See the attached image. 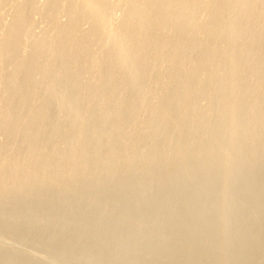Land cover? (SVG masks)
<instances>
[{"label": "rangeland", "instance_id": "374dc122", "mask_svg": "<svg viewBox=\"0 0 264 264\" xmlns=\"http://www.w3.org/2000/svg\"><path fill=\"white\" fill-rule=\"evenodd\" d=\"M100 1L101 0H94L93 3L91 2V6L93 5L92 7H96L100 3ZM102 1H104L103 2V8H102L100 15L98 16L99 19L97 18L95 20V22H98L102 26L103 31L101 29V31H99L98 38L95 39L94 41H90L87 39V35H86L87 33L86 32L90 29L92 23L91 22H83L80 20H72L73 19L72 14H75L77 12L76 10H78V8L80 7V6L77 7V5L74 4L73 0H66V1L60 0V2H59V0H31V1L30 0H28V1L27 0H0V42H1V40H4V42L0 44V48L2 47V49L0 50V97H3L4 99H6L8 96L9 97L11 96V93H14V92L16 93L18 90H20L26 86H28L27 92L29 91L28 94L30 95L26 99L25 102L22 101L21 103H19L20 101H14L15 103L12 102L11 104L7 105L6 107H1L2 109L0 108V121H1L0 122V164H1L0 165V169H1V171H0V184H2L4 181H6L5 184H7V185H5V184L0 185V196L4 195V193H5V196H2L0 198V248H1L0 249V264H138V263L139 264H219V263L220 264H264V257H262V256H264V162H262V161H264V142H262V143L260 142L261 141L260 137L262 138V141H264V134H262L264 132H261V131H264V128L261 129V127H264V124H262V122L261 123L259 122V120L261 121L260 117L264 116V115H261L259 113V111L261 113H264V112H262V110H264V109L261 110V108H262L261 106H264V102H262V104H261V99H262V101H264V97H262V96H264V85H262V84H264V74H262V73H264V69H262V68H264V59H262V58H264V57H262V56H264V51H260V53L258 52L261 49L264 50V45H262V44H264V43H262V42H264V40H262L261 44L259 43L260 45H257L258 42L256 44H254V42H255L254 40H256V38H259V36L262 35V32H264V30H260L262 27H258V28L256 27L260 31H258L256 28L255 29L254 28L253 29L247 28L248 30L241 29L239 31L235 30V31H231V37L229 36L230 39L228 37H224L223 35H221L220 37L216 36L215 37V38H217V40H216L215 38H213L212 32H214L213 28H218L219 25H221V20L220 19H217L216 21L212 20V19H214L213 11H211L212 7L210 8V6H206L208 8V10L207 9L205 10V8H206L205 5L197 6V7H199V9L196 7L194 10L196 14L193 12L192 16L189 17V19H186L185 23L187 22V24L181 23L182 25L180 24L175 29H170L171 32L169 30V34H167L168 30L166 31L164 29L167 25V22H166L167 20L165 22H162V23L157 24V25L154 24V25H156L155 27L147 25V27H145V28H140V29L134 30V29H132L131 24H129L127 19H126L128 11L130 9V6H129V4H131L130 1L129 2H128V0L127 1H125V0H102ZM31 2H34V3H31ZM66 2H68V3H66ZM55 3H56V5H55ZM57 3H60V4L58 5ZM24 4H26V5H24ZM32 4H34V6ZM67 4H69L70 6ZM78 5H80V4H78ZM27 6H28V8H27ZM55 6L56 7L59 6L60 8L57 7V8H59V9H57ZM16 8L18 9L17 11L15 10ZM54 8L56 10H54ZM70 8L72 10H70ZM21 9L23 10L22 13L19 12V11H22ZM64 9L66 10V13H65ZM202 9L205 12H201ZM231 9L232 10L229 11L230 17L231 16L234 17V16L238 15V12L240 13V11H238L240 8L238 9L236 7V10H235V7H234ZM58 12H60L62 14H60V13L58 14ZM233 12H235L234 16L232 14ZM70 13H71V15H70ZM177 13H178V10H175V12H171L170 15H172V17H173ZM202 13H204V14L202 15ZM209 13H210V15L208 16ZM197 14H198V16H197ZM16 15L18 17L19 16L20 17L14 18L13 16H16ZM192 17H193V19L191 21L190 19ZM201 17H203L204 19ZM50 18L51 19L54 18V19L50 20ZM199 19L201 20L200 23H199ZM13 20H14L15 26L12 25ZM76 22H78L77 23L78 25L76 24ZM190 22H192V24ZM209 22L211 23V26H209L210 25ZM17 24L20 26V28H18L19 26ZM51 24H52V26H51ZM55 24L56 25L58 24V26H56V28H54ZM70 24L74 25L75 32H73V33L71 32V29H69ZM161 24L163 25L162 27H161ZM215 24H216V26H215ZM22 25H23V27H22ZM185 25H187V26H185ZM5 26L6 27L8 26L7 28H10L7 32L8 33L7 36H6L7 33L5 32L7 30H4V28L7 29ZM12 26L15 28L13 29ZM191 27H193V28H191ZM202 28H203V31L201 30ZM12 29L15 31L14 34H13ZM52 29L54 30V32L52 31ZM65 29H67V30H65ZM162 29H164V30H162ZM192 29L194 30V33L192 32L193 31ZM198 29H199V31H197ZM251 29H252V31H251ZM262 29H264V28H262ZM57 30H58V32H57ZM128 30H129V32H131L130 37H125V33ZM205 30H207V31H205ZM254 30H256V31H254ZM18 31L21 32L19 36H18V34H19ZM245 31L246 32L249 31L250 33L247 32V34H246ZM62 32H64V33L62 34ZM79 32H82V33H79ZM110 32L112 33L111 34L112 36L110 35ZM158 32H160V34H158ZM162 32H163V34H162ZM183 32L185 34H183ZM256 32H260L261 34L258 35V33H256ZM46 33H48V34H46ZM78 33L80 34V36ZM115 33L118 34V36ZM188 33H191V34L188 35ZM234 33H236L238 36ZM252 33H253V36H252ZM254 33H256V34H254ZM4 34H5V36H4L5 39L3 38ZM12 34H13V36H12ZM50 34H52V36H56V38H54V41H53V42H55V40H56V42H55V44L52 42L47 47L43 43H44V40H46V38L48 36H50ZM69 34H70V36H69ZM72 34H74L75 36L73 35V37H72ZM113 34H114V36H113ZM121 34L124 37L121 36ZM206 34H208V35H206ZM241 34H244V36L242 35L243 36L242 37ZM248 34H250V35H248ZM107 35H108V38H107ZM172 35L174 37H172ZM204 35L207 36V38ZM14 36L16 37V39ZM136 36H137V38H135ZM155 36H157V37L155 38ZM198 36H200V38ZM57 37L60 39L58 40ZM140 37H142V38H140ZM195 37H197V38H195ZM139 38L142 40H140ZM237 38H238V40H237ZM252 38H254V39H252ZM66 39H68V41ZM209 39L213 42H211ZM218 39H221V40H219V42L216 43L215 41H218ZM233 39H234V42H232ZM15 40H17V41H15ZM62 40H64V41L62 42ZM126 40H129V41H126ZM137 40H139V41H137ZM246 40H247V42H246ZM76 41H78V44L75 45ZM80 41H81L82 45H81ZM143 41L146 45L145 44L141 45ZM135 42H138V44ZM170 42H171V44H170ZM205 42H207V44H205ZM223 42H225V43H223ZM12 43H13V45H12ZM177 43L178 44L183 43V44L178 45ZM210 43L213 45H211ZM218 43L220 45H218ZM226 43H227V45H226ZM234 43H236L237 45ZM244 43L247 46H244ZM52 44H54V46ZM115 44H119V45H115ZM132 44H133V46H132ZM224 44L226 45V48H227L226 50H224V52L226 51L225 53L222 52L223 49H225V48H223V47H225ZM84 45H85V52L83 53L82 56H80L81 54L79 53V49L81 48V46H84ZM121 45H122V47H124V49L122 47H120ZM140 45L142 46L141 48L139 47ZM221 45H223V46H221ZM241 45L243 46V49H245V50L242 49ZM50 46H52V49L49 48ZM60 46L62 47V49L58 48ZM68 46H72V47L68 48ZM76 46H77V48H76ZM168 46L170 47L171 50H169ZM41 47L42 48L44 47V49L41 50L42 49ZM46 47L49 49L45 50ZM232 47H234V48H232ZM102 48H104L103 52H102ZM139 48L141 49V51H138ZM146 48H147V50H146ZM162 48H164V49H162ZM198 48L199 49L201 48V49L199 50ZM239 48H241V49L239 50ZM188 49H190L191 51ZM216 49H218V50H216ZM10 50H12L13 53H10L11 52ZM53 50H55L56 52ZM65 50H66V52H65ZM159 50H160V52H159ZM230 50L231 51L233 50V51L231 52ZM235 50H236V52H235ZM247 50H249V51H247ZM104 51L107 54H105ZM116 51H118V52H116ZM54 52H55V54H54ZM189 52H192V53H189ZM207 52L209 55L207 54ZM210 52H212V53H210ZM214 52L216 53V55ZM70 53H72V54H70ZM111 53H115L116 55L111 54ZM126 53L128 54V56L126 55ZM144 53L146 54V56L144 55ZM158 53L160 55L162 54V56L160 57V55ZM221 53H223V54H221ZM258 53L260 55L262 54V56L258 55ZM31 54H32V56H31ZM36 54H38V55L36 56ZM56 54H58V55H56ZM74 54H75V56H74ZM8 55L11 56V58L8 57ZM178 55H180V56H178ZM189 55H190V57H189ZM40 56H42V58L44 60ZM101 56H102V58H101ZM139 56H140V58L138 59ZM153 56H156V57L154 58ZM232 56L235 57L234 59L236 61H234ZM25 57L27 60L25 59ZM182 57H184V58L182 59ZM238 57H239V59H238ZM242 57H244L243 58L244 60L240 59ZM249 57H250V59H249ZM258 57H260L259 59H261V60L255 59ZM13 58H15V59H13ZM22 58H24V59H22ZM119 58H120V60H119ZM157 58H158V60H157ZM178 58H180V59H178ZM220 58H221V61H218V60H220ZM50 59H52V60H50ZM203 59H204V61H203ZM231 59L233 61L228 62V60H231ZM254 59H255V61H254ZM17 60L20 62L17 63ZM209 60H212L213 62L209 63L210 62ZM42 61H44V62H42ZM110 61H113L114 63H112ZM171 61L174 64V66L171 65L172 67L170 65H168V64H172ZM180 61L183 64H181ZM191 61L193 63H190ZM200 61H202V62H200ZM253 61L255 62V64L253 63ZM21 62H23V63H21ZM198 62H199V64H198ZM220 62H223L224 64L220 63ZM230 62L233 64V66ZM15 63H16V65L17 64L18 65L16 66ZM42 63L44 65L47 63V65L44 66ZM94 63L96 65H98L97 67L102 66L101 68H97L98 73L95 71H93V72L91 71V70H94L93 69ZM212 63H217V64L212 65ZM218 63L221 65L223 64L224 66L223 65L219 66ZM241 63L244 65H242ZM245 63H246V65H245ZM250 63L251 64L253 63V64L251 65ZM37 64H39V66ZM41 64L43 65V67ZM66 64L68 66V69L66 67ZM122 64H124V65H122ZM138 64H139V66H138ZM20 65H21V67H20ZM24 65L27 67L28 70L26 69V67ZM49 65H51V66L48 68ZM63 66H65L66 68ZM112 66L114 68H112ZM133 66H134V68H133ZM198 66H200L199 68L200 69L202 68V70L196 69ZM204 66H206V67H204ZM240 66H243V67H240ZM244 66L247 67L246 70L242 69V68H244ZM254 66H255V68H254ZM259 66H262V68H259ZM34 67H36L37 70ZM145 67H148V68L145 69ZM175 67H177V68H175ZM203 67H204V69H203ZM207 67H209L210 69H208ZM225 67H226V69H225ZM13 68H14V70H12ZM171 68H173V69H171ZM214 68H216V69H214ZM238 68H240V70H238ZM105 69H106V71H105ZM232 69L235 71L233 72ZM251 69H252V71H251ZM34 70H35V72H34ZM44 70L45 71L48 70V71L44 72ZM61 70L62 71L64 70V71L62 72ZM203 70H205V71H203ZM208 70H210V71H208ZM224 70L226 72H224ZM149 71H150V73H149ZM195 71H197V72H195ZM211 71H212V73H211ZM118 72H119V74H118ZM198 72H200V73L198 74ZM206 72H207V74H206ZM215 72H217V74L218 73L222 74L223 77L215 74ZM242 72H243V74H242ZM246 72H247V74H249V77L247 76ZM250 72H251V74H250ZM41 73L42 74L44 73V76L41 75ZM254 73H257V74L254 75ZM13 74L16 77H19V76L21 77V78H18L17 83L14 82L15 80L13 79L14 78ZM99 74H100L101 78H100ZM106 74L108 76H106ZM148 74H150V75L148 76ZM155 74H158V75H155ZM237 74L238 75L240 74V76H238ZM260 74L262 77L259 76ZM120 75H122V76L120 77ZM196 75H198V77ZM236 75H237V79H236ZM28 76H30V78ZM191 76L195 79H193ZM216 76H217V78H215ZM245 76L248 78L247 80H246ZM149 77L152 79H150ZM184 77L186 80L184 79ZM201 77H204V79ZM254 77H256V78L254 79ZM145 78H147V79H145ZM228 78H229V80L231 78L232 79L230 81H228ZM239 78H241V79H239ZM252 78L254 81L257 80L256 83L252 80ZM56 79L58 80V82ZM180 79H182V80H180ZM187 79H190V81ZM221 79L223 82L221 81ZM226 79H227V81H226ZM235 79H236V82L234 81L231 83V81H233ZM10 80H11V82H10ZM261 80H262V82H260ZM53 81H54V84H52ZM169 81H171L172 83L170 82V84H168ZM186 81H187V83H185ZM191 81H192V83H191ZM214 81H216V82H214ZM239 81H241V82H239ZM101 82H102V84H101ZM104 82H106V83L104 84ZM111 82H113L115 85L111 84ZM194 82H196V83H194ZM237 82H238V84H237ZM242 82H243V84H242ZM244 82H246L247 84ZM107 83H108V85H106ZM132 83H134V84H132ZM235 83H236V85H235ZM50 84H51V86H50ZM148 84L150 86H148ZM165 84H168V85L166 86ZM245 84L248 87H246ZM257 84H259V85H257ZM17 85H19V87ZM111 85L114 86L115 90H112L113 86H111ZM134 85H139V86H134ZM22 86H24V87H22ZM108 86L110 89L108 88ZM120 86H121V88H120ZM11 87H13V88H11ZM199 87H201L202 89H200ZM218 87H220V88H218ZM236 87H237V89H236ZM37 88L38 89L40 88V89L37 90ZM118 88L120 89V91ZM162 88L165 91L162 92ZM166 88H167V90H166ZM204 88L205 89L207 88V89L205 90ZM180 89H182V90L178 91ZM186 89H188V91ZM191 89H192V91H191ZM244 89H245V91H244ZM248 89L250 91L253 89L254 91L250 92V91H248ZM32 90H33V92H32ZM116 90L118 93L115 94ZM159 90H161V92ZM183 90H186V91H183ZM220 90H221V92H219ZM226 90H228V91H226ZM237 90H238V92L241 91L243 93V95L241 94V92L238 94H234V93H236ZM34 91L37 92V94H35ZM137 91H139V92H137ZM149 91L152 93H150ZM194 91H195V93L193 94L192 92H194ZM208 91L212 92V93H208ZM217 91H218L217 94L214 93ZM231 91L232 92L234 91L233 94ZM30 92H32V93H30ZM111 92L113 95L110 94ZM181 92L183 94H181ZM184 92L187 94L184 95ZM247 92H249V93H247ZM259 92H262V93H259ZM163 93H164V95H163ZM198 93L201 95V97H199ZM227 93H228V95H227ZM245 93H247V94H245ZM48 94L50 96V99L48 97ZM212 94H213V96H215L214 98H217V99H214L212 97ZM220 94H222L221 95L222 97L220 96ZM224 94H225V96H224ZM253 94H254V96H253ZM124 95H126V96H124ZM152 95H154V96L152 97ZM172 95H173V97H172ZM174 95L176 97L179 96V98H178L179 101ZM189 95L191 97L192 96L193 97L191 98ZM194 95H196V96H194ZM216 95H218V96H216ZM232 95L235 97L233 98ZM236 95L239 97L238 100L236 99ZM251 95H252V97L249 98V96H251ZM259 95H261V97ZM104 96H106L107 99L104 98ZM108 96H109V98H108ZM112 96H113V98H112ZM180 96H181V98H180ZM245 96H246V98H249V99H246ZM170 97H171V99H170ZM209 97H210L211 101L210 100L208 101ZM243 97L245 98V100L242 99ZM29 98H30V100H29ZM154 98H157V100L154 101ZM185 98H187V99H185ZM225 98H226L227 102H230V105H229V103H227L224 100ZM255 98H257V99H255ZM40 99L41 100H43V99L48 100V104L46 107L47 110L45 109L44 110L45 112L43 111V114L37 113V112H30V114H28L29 112H28L27 108L29 106H32V104L38 103ZM94 99H96V100H94ZM131 99H133V101ZM167 99H168V101H166ZM194 99H196L197 101ZM218 99L220 101L223 100V102L221 103ZM240 99H242V101ZM128 100L129 101L131 100V101L128 102ZM169 100H170V102H169ZM172 100H174L175 103H177V104H175L174 101H172ZM185 100H187V101H185ZM83 101H85V102H83ZM252 101H254V102H252ZM257 101H259V103ZM98 102H100V103H98ZM235 102L238 104H235ZM245 102H247V103L245 104ZM248 102H249V104L250 103L251 104L249 105ZM255 102L257 103L256 108H255V104H256ZM66 103H68V104H66ZM211 103H214L215 105L211 104ZM84 104H86V105H84ZM115 104H117L118 107ZM118 104L122 105V107L119 106ZM124 104H125V107L128 105L126 108H129V109L124 108ZM153 104H155L154 107L152 106ZM183 104H184V108H182ZM193 104H195V106ZM197 104H199V107ZM218 104H221V105L223 104L222 105L223 107L221 105H218ZM147 105L149 107L146 108ZM234 105H236V107ZM251 105L256 110H254ZM82 106H83V108H82ZM172 106H173V108H172ZM180 106H181V108H180ZM188 106L193 108V109L191 108L192 112L197 110V111H195L196 114H195V112L192 113L191 111H189L188 109H190V107H188ZM210 106L213 109L212 108L210 109ZM242 106H243V108L245 106L244 109L247 111H250V112L247 113V111H245V110H243V108H241ZM79 107H80V109H78ZM174 107H177L178 109H176ZM197 107L200 109H198ZM215 107H218V108H215ZM74 108H76V109H74ZM116 108H117V110H116ZM122 108H123L124 112L122 111ZM161 108L163 110H161ZM229 108H230V110H229ZM237 108H238V110H237ZM146 109L147 110L149 109V110L147 111ZM150 109H152V110H150ZM166 109H169V111L168 110L166 111ZM184 109L186 112L187 111L190 112L188 117H187L188 112L185 113ZM203 109L205 112L203 111ZM231 109H233V110H231ZM257 109H258V112L256 113ZM26 110L28 113L26 112ZM145 110H146V113H145ZM154 110L158 113H155ZM174 110L177 112H175ZM179 110H183L184 112H181L182 114L180 113L181 115L178 116L177 114L179 113ZM198 110H199L200 114L198 113ZM200 110H202V111H200ZM234 110H236L237 115H238V112H240L238 117H237L236 112ZM117 111H119V112H117ZM120 111H122V112H120ZM134 111H135V113H134ZM150 111H151V113H150ZM241 111H242V113H241ZM244 111L248 115H245ZM107 112H109V113H107ZM139 112H140V114H139ZM165 112H167V113H165ZM170 112H172V113H170ZM227 112H232V113L226 114ZM31 113L35 116V118ZM112 113H114V114L116 113V115H114ZM118 113H119V115H117ZM149 113H150V115H149ZM160 113H162V114H160ZM220 113H222V115H220ZM234 113L236 116L234 115ZM253 113H255V115ZM25 114L27 115V117L29 119L26 117ZM124 114H128V115L131 114V115H129V116L127 115V117L125 115L124 117H122ZM133 114H134V116H136V118L138 117L137 122H139V123L136 122V120H135L136 118L134 116L132 118ZM143 114H144V116H143ZM151 114H152V116H151ZM159 114H160V116H159ZM163 114H164V116H162ZM229 114H230V116H229ZM243 114L245 116L242 117L243 118L242 119L241 115L243 116ZM251 114H253V115H251ZM257 114H258V116H257ZM41 115L43 117H41ZM107 115H109L111 118ZM167 115H169V116H167ZM182 115H184V116H182ZM199 115H201V117ZM30 116L33 119L30 118ZM36 116H37V118H36ZM105 116L107 117L106 119H108V118L110 119V120L108 119L109 120L108 123L106 122L108 120H106V119L104 120ZM141 116L144 117V118L142 117L143 118L142 121H141ZM180 116L184 117V118H181ZM192 116H194L193 117L194 119L192 118ZM207 116H208V118H206ZM212 116H214V117H212ZM220 116L221 117L223 116L224 118H220ZM228 116L230 119L231 118L234 119L235 124H234L232 119L230 120L228 118ZM233 116H235V117H233ZM246 116H248L247 117L248 120L244 119ZM6 117H8V118H6ZM119 117H122V118H119ZM163 117L166 118V121L164 119L162 120ZM175 117L177 119H175ZM178 117L180 118V121H181V119H185V121H186L185 123L188 125V126L186 125L188 134L186 132L185 137L188 138L191 135H193V136L196 135L197 137L195 136L193 138V136H192L189 139L183 140V138H185L183 135L181 137L183 142L182 141H180V142L182 144H185V145H181V151L179 153V155H181V156L183 155V156H182V158H181V156L179 157V155H177L178 157L174 156L175 157V160H174V158L172 156H171L172 158L170 157V155H173V154H171L172 151L171 152L169 151V150H172L173 148H170V145L167 144L166 142H167L168 138H171V140H173V137L176 136L174 129H177L178 128L177 126L181 125V122L179 121ZM209 117H211V118H209ZM252 117H253V120L250 119ZM257 117L259 118V120H257L258 119ZM5 118H6V120H5ZM100 118H102L104 123L106 122L105 123L106 125L104 123H102V120ZM148 118H150L151 120L150 119L148 120ZM152 118H154L153 121H152ZM159 118L161 119V121ZM199 118H201L202 121L204 119L203 122H205V119H207L206 122L207 121L208 122L207 123L205 122V126H207L206 124L209 123L208 127L210 126V121H211L213 123V124H211V126L213 128H208V127L206 128L204 126L203 122H201V120H198ZM7 119H10V120H7ZM27 119H28V121H27ZM53 119H55V120H53ZM224 119H226V120H224ZM227 119L232 121L233 124H232V122L230 124V121ZM235 119H240L237 121L239 123H236ZM249 119L252 122L248 123V121H250ZM29 120H30V122H29ZM46 120L47 121L49 120V121L47 122ZM156 120H157V122H156ZM173 120H178V121H174V124H173ZM244 120H246V122ZM8 121H10V122H8ZM11 121L15 122L16 124L12 123ZM23 121H25V122H23ZM117 121L118 122L120 121L119 124L117 123ZM199 121H200V123H199ZM242 121H244V123ZM257 121L260 123V124L258 123L259 125L257 124ZM262 121H264V119H262ZM7 122H8V124H7ZM49 122H50V124H49ZM82 122H83V124H82ZM140 122H142V123H140ZM148 122H150V124ZM167 122H169L171 125L170 124L168 125ZM177 122H179V123H177ZM215 122H217L218 124L222 123L219 126H222V127L225 126L224 127L225 129H227V127H228V130H227L228 133L224 128L219 127L218 125H214V124H217ZM1 123L3 125H1ZM17 123L20 126V128H17V126H16ZM28 123L29 124L31 123L33 125L32 128H31V124L29 125ZM56 123L57 124L59 123V124L57 125ZM154 123H155V125H154ZM156 123H158V125L161 126L162 129L160 127L157 128L158 125ZM201 123L203 124V126ZM227 123L230 124L231 129H229L230 128L228 126L229 124L226 125ZM252 123L255 124V127ZM20 124H22L24 126H22ZM35 124H36V126H35ZM54 124H56V126H58V127H56ZM115 124H117L118 126L117 125L115 126ZM120 124L122 126H120ZM151 124H152V127H151ZM178 124H180V125H178ZM190 124H192V125H190ZM62 125H63V127H62ZM173 125L176 126L177 128H175ZM194 125L198 126L197 127L198 131L196 134H195L196 129L194 130V128H196V126H194ZM237 125L239 126V128ZM71 126H74V127L77 126V127L74 128ZM79 126L82 128H80ZM132 126L133 127L136 126L137 129L135 127L133 128ZM163 126H166V127L164 128ZM172 126H173V128H172ZM183 126H185V124ZM217 126L219 128H217ZM259 126H260V128H259ZM24 127H25V129L27 128L26 130H29L30 128L32 130L30 129V131L24 132L25 131ZM35 127L37 129L36 132L35 133L31 132L34 130ZM44 127L46 128V130H44L45 129ZM101 127H102V129H101ZM123 127H124V129H123ZM150 127L152 129L148 130V129H150ZM204 127H205V129H204ZM242 127H243V129H242ZM245 127L248 129H246ZM11 128L14 129L15 131L12 130ZM64 128H66L67 132ZM69 128H70V130H68ZM77 128H80V129H77ZM98 128H100V130ZM140 128L142 129L141 131H140ZM154 128H156L155 130H158V131H156V133L154 132ZM186 128L184 127L185 130H186ZM214 128L218 129V130H213ZM20 129H22V130H20ZM112 129H113V131L117 130L116 131L117 133L112 131L114 134L113 133L111 134L110 130H112ZM118 129H121V130H118ZM165 129H166V131H165ZM190 129H191V131H190ZM235 129H237V131ZM239 129L240 130L242 129L241 132L239 131ZM254 129H255V131H254ZM38 130L39 131L42 130V131L39 132ZM85 130H87V132ZM135 130H136V132H135ZM160 130H161L160 133L163 136H165V138L163 136H161V134L159 133ZM210 130H213V131H210ZM244 130H246V132ZM256 130H258L260 133ZM21 131H22V133H21ZM37 131H38V133H37ZM89 131L92 132L93 134L88 135ZM169 131H171V132H169ZM172 131H174L173 132L174 135H172ZM192 131H193V133H192ZM202 131H205V134ZM207 131H208V133H207ZM233 131H235L236 134ZM78 132H80V133L86 132L87 135H85V134L81 135ZM201 132L204 134L203 136L209 135L211 138H213L212 141L213 140L217 141L219 138L220 139H226L228 141L229 145L223 146L222 149L218 148L219 152L218 151L216 152L217 147L212 146V144L215 141L212 142L211 138L209 136H208V139L205 140L206 138L201 135L202 134ZM214 132H216V133L220 132V134L217 133L219 135L216 136L217 134ZM222 132H223L224 138L222 136ZM229 132H231V133H229ZM232 132H233V134H232ZM237 132H238V134H237ZM109 133L112 136L115 135L116 137L113 136V138L110 139L109 137H111V136ZM138 133H139V135H138ZM140 133L142 136L140 135ZM225 133H227L228 135L225 136L226 135ZM239 133L242 134V135L240 134V138H238ZM255 133L256 134L258 133V135L256 136ZM33 134L34 135L36 134V136H34ZM108 134H109V136H108ZM118 134H120L119 135L120 137H118ZM134 134L138 136L137 139L142 137L139 139L140 140L139 143H138L139 140L133 139L135 137ZM156 134H159L161 138L159 137V135H156ZM164 134H166V135H164ZM230 134H232V135H230ZM245 134H248V135H245ZM76 135L78 136V138ZM150 135H152V136L150 137ZM167 135H168V137H167ZM153 136H154V139H153ZM155 136H156V138H155ZM236 136H237V138H234ZM243 136L244 137L246 136L245 139H243L244 138ZM29 137H31V139ZM32 137H33V140H32ZM131 137H132V139H131ZM196 138L198 139L199 143H201V146H200V144L197 143L198 141L196 140ZM254 138H255V144H254ZM109 139H110V141H109ZM148 139H149V141H148ZM152 139L155 141L153 142ZM200 139L201 140L203 139L202 140L203 142H201ZM237 139L238 140L240 139L241 142L237 141L234 143L235 145L232 144V141L233 140L236 141ZM250 139L253 142H251ZM30 140L33 142V144ZM76 140L77 141H83V142L86 140V142H84L85 144L83 143L76 148V146H75V142H77ZM131 140H134V141H132V143H136V146H134L135 144L131 145V147L128 146V145L132 144ZM171 140L169 139V141H171ZM187 140L189 142H187ZM256 140L259 142H257ZM135 141H137V142H135ZM163 141H165V142H163ZM184 141H186V142H184ZM193 141H195V142H193ZM206 141H209V142L211 141L210 145H208L209 142H206ZM190 142L192 143L191 145H190ZM164 143H166V145L163 146ZM187 143H188V145H187ZM204 143H205V145L206 144L207 145L205 146ZM237 143H238V145H237ZM27 144L28 145L30 144L32 146H34V144H35V146L30 147ZM138 144H140V145H138ZM156 144H158V146H160V147H158ZM194 144H196V147H195L196 151L193 150V149H195ZM26 145L28 146L27 148H26ZM189 145H190V148H191V146H193V145L194 146L191 148V150L189 149V151H188V149H186V153H188V154H186L187 155L186 156L185 152H184V150H185L184 148L186 146H189ZM202 146H203V148H201ZM238 146H240V147H238ZM256 146H257V148H256ZM81 147H82V149H81ZM125 147L127 149H125ZM132 147H134V148L140 147L139 149H142V147H143V149L146 151V153H145V151L143 152L144 154L139 153V151H138L139 149L136 148V149H138L137 153L139 154V155L138 154L136 155V154H134V152H136V149H134V148L132 149ZM144 147L148 150H146ZM153 147H155V148L157 147V149H154V150H156L155 153H154ZM208 147H209V149L211 148L210 152H208V149H206ZM226 147L227 148L229 147V149H227ZM243 147H245V149H242ZM129 148L133 151V152H130V155L128 154L129 151H131ZM160 148H162V149L160 150ZM165 148L166 149L168 148L169 150L168 149L166 150ZM213 148H215L216 150L214 149V151H213L212 150ZM225 148H226V151H225ZM163 149H164V151H163ZM197 149H198V151H197ZM203 149H205V150H203ZM256 149H257V151H256ZM122 150H123V152H122ZM236 150L237 151L240 150V151L237 152ZM147 151H149V152H147ZM151 151H153V152H151ZM165 151H166V153H165ZM190 151H192V152L190 153ZM193 151H194V153H193ZM76 152H77V154H76ZM115 152H117V153H115ZM150 152H151V154H150ZM196 152H197V154L200 152L201 155L198 154V156L200 158L197 156ZM213 152L218 153V156H216L217 155L216 153L213 154ZM224 152L226 154H224ZM231 152H233V153H231ZM240 152H241V154H240ZM72 153L74 154L75 157L73 156ZM161 153L163 154V156ZM221 153H222V155H221ZM260 153H261V156H260ZM145 154L146 155L149 154V155L146 157H143V156H145ZM153 154H155V155H153ZM165 154L167 155L166 158L164 157ZM209 154L212 156L214 155V156L211 157V156H209ZM256 154H258V155H256ZM76 155L78 156L77 158H76ZM122 155H123V157H122ZM124 155L127 156L128 159ZM188 155H190V156H188ZM202 155L207 156L206 159L204 158V156L202 157ZM129 156L132 159L129 158ZM184 156H186V160H185V158L183 159ZM193 156L196 157V159L193 158ZM235 156H236V158H235ZM140 157H143L144 160H143V158H140ZM190 157H191V160H189ZM201 157L204 158V160ZM239 157L242 160H240ZM71 158L72 159H74V158L79 159V161H77V160L75 161V159L72 160ZM122 158H125V159L122 160ZM134 158L136 161L134 160ZM198 158H199V160L202 159L203 162L201 160L199 161ZM209 158H211V159H209ZM223 158L225 159V161L223 160ZM230 158H233V159H230ZM252 158H254V159H252ZM126 159H127V162L129 160H130V162L125 164ZM138 159H139V162L137 163ZM140 159H142L143 161L141 160L142 162H140ZM149 159L152 163L151 165H153V164L155 165V166H152V168L154 167L152 170H151V165L149 163L150 162ZM152 159L154 162L152 161ZM160 159H161V161H160ZM176 159H179V160H176ZM220 159L222 161H220ZM237 159L239 160L240 163H238ZM80 160H81V162H80ZM131 160H134V161H131ZM14 161L15 162L17 161L20 164L23 163V165H25V169L22 168L19 170L20 166L18 167V165H16L18 168L15 165H14L15 167L11 168L13 170L15 168V171L9 169L10 165L13 166L12 163ZM82 161H83V164H82ZM190 161H192V163ZM196 161H198V162L196 163ZM27 162H28V164H30L29 167H30L31 171L28 170L29 167H28ZM57 162H58V164H57ZM73 162H75V164H73ZM133 162H134V164H133ZM159 162H161V163H159ZM162 162L165 164L163 165ZM169 162L171 164H169ZM173 162H174V166L172 165ZM200 162H201V164H200ZM206 162H208V163H206ZM209 162H211V163H209ZM60 163H62V165L66 166V167L61 166ZM67 163H68V166L70 164V168H68ZM71 163H72V165H71ZM120 163H123V167L120 166V165H122ZM140 163H141V165H140ZM142 163H144V164H142ZM204 163H206V164H204ZM34 164H35V166L33 167ZM47 164H49V166ZM77 164H78V166H77ZM80 164L85 165V166L80 167ZM118 164H120V165H118ZM145 164L147 166L148 165H150V166L147 167ZM159 164H162V167L165 166V169L162 168L161 165H159ZM188 164H189V166H188ZM44 165H46V167H44ZM130 165H131V169H132V166H134V165L136 167L138 166L139 168L133 167L134 169L131 170L129 168ZM170 165L172 168H169ZM1 166H3L4 169ZM86 166H87V168H86ZM115 166L119 171L125 170V169H129V170L128 171L127 170L121 171L119 173L116 170ZM175 166H177V167H175ZM178 166H179V168H178ZM185 166H186V168H185ZM31 167H33L34 170H33V168L31 169ZM60 167L62 168V171H61ZM74 167H76L77 169ZM140 167L143 170H141ZM159 167L162 169L160 170ZM42 168L44 171L42 170ZM84 168H86V169H84ZM92 168H93V171H92ZM35 169L40 170V171L35 172L36 171ZM64 169H65V171H64ZM68 169H69V172H68ZM106 169H107V171H106ZM139 169L141 172L139 171ZM231 169H233V170H231ZM10 170L12 171V173ZM17 170H19V171H17ZM26 170H27V174H30V176H27ZM77 170H79L81 172H79ZM108 170H109V173H108ZM126 171H127V173H126ZM132 171H134L135 173L134 172L131 173ZM156 171H158L160 173L162 178L158 177L160 175ZM162 171H163V173H162ZM4 172H6V173H4ZM13 172H14V174H13ZM23 172H25L24 173L25 175L23 174ZM30 172L31 173L33 172L34 174L33 173L31 174ZM57 172H59L58 175H57ZM62 172H63V175H62ZM136 172L138 174H136ZM237 172L239 173V175ZM10 173H11V175H10ZM205 173H207V174H205ZM4 174H6L5 178H3L5 176ZM59 174H61V175L59 176ZM18 175H19V177H18ZM114 175H116L115 178L113 177ZM121 175H122V177H121ZM155 175H157V176H155ZM166 175L168 177L171 176L170 177L171 179L168 178ZM22 176H24L23 178H26V179L22 180ZM163 176H164V178H163ZM68 177H69V179H68ZM110 177H112V178H110ZM165 177L168 179L167 181H166ZM186 177L188 180L186 179ZM27 178L29 179L28 181L31 183H28ZM32 178H33V181H31ZM190 178H191V181H190ZM1 179H2V181H1ZM12 179H13V181H11ZM18 179H19V181H18ZM192 179H193V181H192ZM17 181L20 182V184H23V182H24L25 186L23 187L24 184L20 185ZM61 182H63V184ZM240 183H242V184H240ZM13 184H15V185L18 184V185L13 186ZM68 184H69V186H68ZM64 185H67V187ZM28 187H29V189H28ZM2 188H4V189H2ZM222 188H223V190H222ZM6 190H9L10 192L6 191ZM243 190H245V191H243ZM128 192H130V193H128ZM1 193H2V195H1ZM220 211L222 214L220 213ZM244 225H246V226H244ZM221 227L223 229H221ZM224 241H225V243H224ZM220 243H222V244H220ZM180 247H182V248H180ZM213 262H215V263H213Z\"/></svg>", "mask_w": 264, "mask_h": 264}, {"label": "bare ground", "instance_id": "6f19581e", "mask_svg": "<svg viewBox=\"0 0 264 264\" xmlns=\"http://www.w3.org/2000/svg\"><path fill=\"white\" fill-rule=\"evenodd\" d=\"M27 1H28V0H27ZM30 1H31V0H30ZM64 1H66V0H64ZM93 1H94V0H73L74 4L77 5V7H78V6H80V7L78 8V10H76L77 12H76L75 14H72V15H73V19H72V20H80V21H83V22H91V23H92L90 29H89L88 31L86 30V31H87L86 33H87V34L85 33V34L87 35V39L90 40V41H94L95 39H97V38H98V35H99V31H101V29H102V26H101L98 22H95V20L98 18V16L100 15V13H101V11H102V8H103V2H104V1L101 0L100 3H99L96 7H92L93 5L91 6V2L93 3ZM125 1H127V0H125ZM129 1H130L131 4H129L130 9L128 8L129 11H128V14H127V16H126V19H127L128 23L131 24L132 29H134V30H135V29H140V28H145V27H147V25H150V26H154V27H155L157 24H160V23L165 22V21L167 20V21H166V22H167V25H166V27H165L164 29H165L166 31L168 30V31H167L168 33H167V32H166V33L169 34V30H170V29H175V28H176L177 26H179L181 23H182V24H187V22L185 23L186 19H189V17L192 16L193 12L195 13L194 10H195V8H196L197 6H199V5H201V6H202V5H205V7H206V6H210V8L212 7V10L210 9L211 11H213V17H214V19H212V20H215V21H216L217 19H220V20H221V25H219V27L217 26L218 28H213V31H214V32H212V33H213V38H215L216 36H219V37H220L221 35H223L224 37H228V38H229V36L231 37V31H235V30H236V31H237V30L239 31V30H241V29H246V30H248L247 28H252V29L254 28V29H255L256 27H257V28H258V27H262V28H264V0H128V2H129ZM50 2H51V1H50ZM59 2H60V0H59ZM69 2H70V1H69ZM73 2H72V3H73ZM31 3H34V2H31ZM66 3H68V2H66ZM70 3H71V2H70ZM49 4H50V3H49ZM57 4L59 5L60 3H57ZM61 4H62V3H61ZM78 4H80V5H78ZM24 5H26V4H24ZM32 5L34 6V4H32ZM55 5H56V3H55ZM67 5H69V4H67ZM50 6H51V5H50ZM53 6H54V5H53ZM64 6H65V5H64ZM69 6H70V5H69ZM48 7H49V6H48ZM55 7H56V6H55ZM57 7H59V6H57ZM57 7H56V8H57ZM203 7H204V6H203ZM234 7H235V10H236V7H237L238 9L240 8V9L238 10V11H240V13L237 11V12H238V15L234 16L235 12H233L232 14H233L234 17H232V16L230 17V15H229V11L232 10L231 8H234ZM19 8H20V7H19ZM21 8H22V7H21ZM24 8H25V7H24ZM27 8H28V6H27ZM59 8H60V7H59ZM59 8H57V9H59ZM65 8H66V7H65ZM197 8L199 9V7H197ZM200 8H201V7H200ZM22 9H23V8H22ZM22 9H21V10H22ZM76 9H77V8H76ZM206 9L208 10L207 7L205 8V10H206ZM15 10L17 11L18 9L16 8ZM34 10H35V9H34ZM34 10H33V11H34ZM54 10H56V9L54 8ZM62 10H63V9H62ZM64 10H65V9H64ZM70 10H72V9L70 8ZM175 10H178V13H177L175 16L172 17V15H170V14H171V12H175ZM33 11H32V12H33ZM58 11H59V10H58ZM60 11H61V10H60ZM198 11H199V10H198ZM19 12L22 13L23 10H22V11H19ZM61 12H62V11H61ZM63 12H64V11H63ZM69 12H70V11H69ZM71 12H72V11H71ZM201 12H205V11H203V9H202ZM231 12H232V11H231ZM231 12H230V13H231ZM15 13H16V12H15ZM17 13H18V12H17ZM59 13H60V12H58V14H59ZM65 13H66V10H65ZM25 14H26V13H25ZM47 14H48V13H47ZM60 14H62V13H60ZM125 14H126V13H125ZM195 14H196V13H195ZM203 14H204V13H202V15H203ZM14 15H15V14H14ZM17 15H18V14H17ZM17 15H16V16H13V17H14V18H15V17H18ZM23 15H24V14H23ZM23 15H22V16H23ZM70 15H71V13H70ZM205 15H206V14H205ZM205 15H204V16H205ZM209 15H210V13L208 14V16H209ZM48 16H49V15H48ZM193 16H194V15H193ZM197 16H198V14H197ZM197 16H196V17H197ZM204 16H203V17H204ZM19 17H20V16H19ZM19 17H18V18H19ZM52 17H53V16H52ZM54 17H55V16H54ZM203 17H201V18H203ZM206 17H207V16H206ZM210 17H211V16H210ZM199 18H200V17H199ZM24 19H25V18H24ZM46 19H47V18H46ZM53 19H54V18H53ZM53 19L50 18V20H53ZM98 19H99V18H98ZM123 19H124V18H123ZM123 19H122V20H123ZM192 19H193V17H192L190 20L192 21ZM195 19H196V18H195ZM203 19H204V18H203ZM203 19H202V20H203ZM16 20H17V19H16ZM16 20H15V21H16ZM48 20H49V19H48ZM190 20H189V21H190ZM208 20H209V19H208ZM220 20H219V21H220ZM194 21H195V20H194ZM203 21H204V20H203ZM203 21H202V22H203ZM206 21H207V20H206ZM12 22H13V24H12V23H11V24H12L13 26H15V25H14V20H13ZM16 22H17V21H16ZM22 22H23V21H22ZM49 22H50V21H49ZM78 22H79V21H78ZM78 22H76V24H77ZM122 22H123V21H122ZM200 22H201V20L199 19V23H200ZM17 23H18V22H17ZM55 23H56V22H55ZM74 23H75V22H74ZM190 23L192 24V22H190ZM209 23H210V22H209ZM21 24H22V23H21ZM23 24H24V23H23ZM154 24H156V25H154ZM182 24H181V25H182ZM188 24H189V23H188ZM212 24H213V23H212ZM17 25H18V24H17ZM59 25H60V24H59ZM67 25H68V24H67ZM77 25H78V24H77ZM77 25H76V26H77ZM217 25H218V24H217ZM13 26H12V27H13ZM18 26H19V25H18ZM51 26H52V24H51ZM56 26H58V24H57V25L55 24V27H54V28H56ZM103 26H104V25H103ZM162 26H163V25L161 24V27H162ZM185 26H187V25H185ZM185 26H184V27H185ZM209 26H211V23H210ZM213 26H214V25H213ZM215 26H216V24H215ZM5 27H6V26H5ZM7 27H8V26H7ZM7 27H6V28H7ZM22 27H23V25H22ZM64 27H65V26H64ZM198 27H199V26H198ZM14 28H15V27H13V29H14ZM18 28H20V26H19ZM152 28H153V27H152ZM157 28H158V27H157ZM191 28H193V27H191ZM194 28H195V27H194ZM206 28H207V27H206ZM257 28H256V29H257ZM262 28H261L260 30H264V29H262ZM9 29H10V28H7V29L4 28V30H7V31H5L6 33L8 32ZM13 29H12V31H13V34H14L15 31H14ZM16 29H17V28H16ZM69 29H71V32H72V33L75 32L74 25H71V24H70ZM69 29H68V30H69ZM77 29H78V28H77ZM77 29H76V30H77ZM148 29H149V28H148ZM164 29H162V30H164ZM195 29H196V28H195ZM214 29H215V30H214ZM252 29H251V31H252ZM21 30H22V29H21ZM59 30H60V29H59ZM65 30H67V29H65ZM79 30H80V29H79ZM124 30H125V29H124ZM124 30H123V31H124ZM160 30H161V29H160ZM160 30H159V31H160ZM177 30H178V29H177ZM181 30H182V29H181ZM192 30H193V29H192ZM201 30L203 31V28H202ZM207 30H208V29H207ZM207 30H205V31H207ZM257 30H258V29H257ZM260 30H258V31H260ZM16 31H17V30H16ZM52 31L54 32L53 29H52ZM102 31H103V29H102ZM110 31H111V30H110ZM123 31H122V32H123ZM186 31H187V30H186ZM197 31H199V29H198ZM243 31H244V30H243ZM254 31H256V30H254ZM18 32H19V31H18ZM53 32H52V33H53ZM57 32H58V30H57ZM57 32H56V33H57ZM71 32H70V33H71ZM106 32H107V31H106ZM108 32H109V31H108ZM147 32H148V31H147ZM170 32H171V30H170ZM172 32H173V31H172ZM174 32H175V31H174ZM190 32H191V31H190ZM192 32L194 33V30H193ZM192 32H191V33H192ZM200 32H201V31H200ZM245 32H246V31H245ZM247 32H249V31H247ZM247 32H246V34H247ZM16 33H17V32H16ZM20 33H21V32H19V34L17 33L18 36L20 35ZM63 33H64V32H62V34H63ZM79 33H82V32H79ZM79 33H78V34H79ZM83 33H84V32H83ZM130 33H131V32H129V30L126 31V33H125V37H130ZM151 33H152V32H151ZM153 33H154V32H153ZM155 33H156V32H155ZM191 33H188V35L191 34ZM197 33H198V32H197ZM201 33H202V32H201ZM239 33H240V32H239ZM249 33H250V32H249ZM256 33H258V35L261 34L260 32H256ZM256 33H254V34H256ZM13 34H12V36H13ZM46 34H48V33H46ZM66 34H67V33H66ZM85 34H84V35H85ZM104 34H105V33H104ZM111 34H112V33L110 32V35H111ZM115 34H116V33H115ZM136 34H137V33H136ZM158 34H160V32H158ZM158 34H157V35H158ZM162 34H163V32H162ZM173 34H174V33H173ZM183 34H185V33L183 32ZM234 34H236V33H234ZM7 35H8V33L6 34V36H7ZM59 35H60V34H59ZM73 35H74V34H72V37H73ZM82 35H83V34H82ZM116 35L118 36V34H116ZM178 35H179V34H178ZM181 35H182V34H181ZM186 35H187V34H186ZM201 35H202V34H201ZM201 35H200V36H201ZM206 35H208V34H206ZM236 35H237V34H236ZM242 35L244 36V34H241V36H242ZM248 35H250V34H248ZM4 36H5V34L3 35V38H4ZM16 36H17V35H16ZM69 36H70V34H69ZM74 36H75V35H74ZM79 36H80V34H79ZM111 36H112V35H111ZM113 36H114V34H113ZM121 36H123V35L121 34ZM159 36H160V35H159ZM175 36H176V35H175ZM200 36H198V37L200 38ZM204 36H205V35H204ZM210 36H211V35H210ZM237 36H238V35H237ZM239 36H240V35H239ZM243 36H242V37H243ZM252 36H253V33H252ZM14 37H15V36H14ZM14 37H13V38H14ZM63 37H64V36H63ZM123 37H124V36H123ZM156 37H157V36H155V38H156ZM172 37H174V36L172 35ZM177 37H178V36H177ZM193 37H194V36H193ZM205 37L207 38V36H205ZM254 37H255V36H254ZM256 37H257V36H256ZM11 38H12V37H11ZM54 38H56V36H52V34H50V36H48V37L46 38V40H44V43H43V44H45V46L48 47V45H50V44L54 41ZM57 38H58V37H57ZM68 38H69V37H68ZM101 38H102V37H101ZM107 38H108V35H107ZM135 38H137V36H136ZM140 38H142V37H140ZM140 38H139V39H140ZM147 38H148V37H147ZM175 38H176V37H175ZM178 38H179V37H178ZM181 38H182V37H181ZM186 38H187V37H186ZM188 38H189V37H188ZM195 38H197V37H195ZM202 38H203V37H202ZM208 38H209V37H208ZM4 39H5V38H4ZM15 39H16V37H15ZM59 39H60V38H58V40H59ZM76 39H77V38H76ZM159 39H160V38H159ZM167 39H168V38H167ZM215 39L217 40V38H215ZM223 39H224V38H223ZM229 39H230V38H229ZM241 39H242V38H241ZM245 39H246V38H245ZM250 39H251V38H250ZM252 39H254V38H252ZM66 40L68 41V39H66ZM120 40H121V39H120ZM133 40H134V39H133ZM140 40H142V39H140ZM153 40H154V39H153ZM157 40H158V39H157ZM187 40H188V39H187ZM206 40H207V39H206ZM206 40H205V41H206ZM209 40H210V39H209ZM219 40H221V39H218V41H215V42L217 43V42H219ZM226 40H227V39H226ZM237 40H238V38H237ZM242 40H243V39H242ZM260 40H261V41H260ZM262 40H264V32H262V35H260L259 38H256V40H254V41H255L254 44H256V43L258 42L257 45H260L261 42H262ZM15 41H17V40H15ZM63 41H64V40H62V42H63ZM78 41H79V40H78ZM78 41L75 42V45L78 44ZM101 41H102V40H101ZM121 41H122V40H121ZM123 41H124V40H123ZM126 41H129V40H126ZM137 41H139V40H137ZM198 41H199V40H198ZM210 41H211V40H210ZM227 41H228V40H227ZM248 41H249V40H248ZM259 41H260V42H259ZM3 42H4V40H1L0 44L3 43ZM45 42H46V43H45ZM55 42H56V40H55ZM55 42H53V43L55 44ZM65 42H66V41H65ZM140 42H141V41H140ZM145 42H146V41H145ZM163 42H164V41H163ZM166 42H167V41H166ZM171 42H172V41H171ZM171 42H170V44H171ZM183 42H184V41H183ZM196 42H197V41H196ZM199 42H200V41H199ZM211 42H213V41H211ZM230 42H231V41H230ZM232 42H234V39H233ZM235 42H236V41H235ZM238 42H239V41H238ZM241 42H242V41H241ZM246 42H247V40H246ZM10 43H11V42H10ZM10 43H9V44H10ZM13 43H14V42H13ZM13 43H12V45H13ZM66 43H67V42H66ZM80 43H81V41H80ZM83 43H84V42H83ZM135 43L138 44V42H135ZM150 43H151V42H150ZM175 43H176V42H175ZM185 43H186V42H185ZM223 43H225V42H223ZM223 43H222V44H223ZM227 43H228V42H227ZM227 43H226V45H227ZM259 43H260V44H259ZM262 43H264V42H262ZM15 44H16V43H15ZM43 44H42V45H43ZM54 44H52V45L54 46ZM59 44H60V43H59ZM73 44H74V43H73ZM105 44H106V43H105ZM144 44H145V43H144V41H143L141 45H144ZM147 44H148V43H147ZM167 44H168V43H167ZM177 44H178V43H177ZM179 44H180V43H179ZM179 44H178V45H179ZM182 44H183V43H181L180 45H182ZM193 44H194V43H193ZM196 44H197V43H196ZM205 44H207V42H205ZM210 44H211V43H210ZM234 44H236V43H234ZM239 44H240V43H239ZM248 44H249V43H248ZM251 44H252V43H251ZM60 45H61V44H60ZM68 45H69V44H68ZM81 45H82V43H81ZM115 45H119V44H115ZM141 45L139 46L140 48L142 47ZM145 45H146V44H145ZM172 45H173V44H172ZM172 45H171V46H172ZM211 45H213V44H211ZM214 45H215V44H214ZM218 45H220V44L218 43ZM226 45L224 44L225 47H223V48H225V49H223V51L220 49L223 53L226 52V51L224 52V50L227 49V48H226ZM232 45H233V44H232ZM236 45H237V44H236ZM252 45H253V44H252ZM252 45H251V46H252ZM262 45H264V44H262ZM14 46H15V45H14ZM19 46H20V45H19ZM62 46H63V45H62ZM65 46H66V45H65ZM73 46H74V45H73ZM105 46H106V45H105ZM110 46H111V45H110ZM113 46H114V45H113ZM132 46H133V44H132ZM190 46H191V45H190ZM192 46H193V45H192ZM195 46H196V45H195ZM207 46H208V45H207ZM221 46H223V45H221ZM228 46H229V45H228ZM234 46H235V45H234ZM241 46H242V45H241ZM241 46H240V47H241ZM244 46H247V45L244 43ZM47 47L45 48V50H46V49H49V48L52 49V46H50L49 48H47ZM70 47H72V46H68V48H70ZM114 47H115V46H114ZM120 47H122V45H121ZM129 47H130V46H129ZM143 47H144V46H143ZM146 47H147V46H146ZM165 47H166V46H165ZM168 47H169V46H168ZM168 47H167V48H168ZM179 47H180V46H179ZM188 47H189V46H188ZM210 47H211V46H210ZM236 47H237V46H236ZM8 48H9V47H8ZM13 48H14V47H13ZM41 48H42V47H41ZM58 48L62 49L61 46L58 47ZM76 48H77V46H76ZM76 48H75V49H76ZM86 48H87V47H86ZM112 48H113V47H112ZM122 48L124 49V47H122ZM134 48H135V47H134ZM134 48H133V49H134ZM140 48H139L138 51H141ZM212 48H213V47H212ZM216 48H217V47H216ZM232 48H234V47H232ZM232 48H231V49H232ZM245 48H246V47H245ZM250 48H251V47H250ZM1 49H2V47L0 48V50H1ZM6 49H7V48H6ZM43 49H44V47H43L41 50H43ZM65 49H66V48H65ZM103 49H104V48H102V52H103ZM120 49H121V48H120ZM130 49H131V48H130ZM136 49H137V48H136ZM136 49H135V50H136ZM162 49H164V48H162ZM177 49H178V48H177ZM191 49H192V48H191ZM198 49H199V48H198ZM200 49H201V48H200ZM200 49H199V50H200ZM235 49H236V48H235ZM240 49H241V48H239V50H240ZM242 49H243V46H242ZM255 49H256V48H255ZM258 49H259V48H258ZM260 49H261V48H260ZM45 50H44V51H45ZM115 50H116V49H115ZM146 50H147V48H146ZM146 50H145V51H146ZM165 50H166V49H165ZM169 50H171L170 47H169ZM174 50H175V49H174ZM180 50H181V49H180ZM180 50H179V51H180ZM185 50H186V49H185ZM188 50H190V49H188ZM205 50H206V49H205ZM210 50H211V49H210ZM214 50H215V49H214ZM214 50H213V51H214ZM216 50H218V49H216ZM228 50H229V49H228ZM228 50H227V51H228ZM243 50H245V49H243ZM10 51H11L10 53H13L12 50H10ZM36 51H37V50H36ZM53 51H55V50H53ZM75 51H76V50H75ZM106 51H107V50H106ZM112 51H113V50H112ZM121 51H122V50H121ZM130 51H131V50H130ZM132 51H133V50H132ZM155 51H156V50H155ZM162 51H163V50H162ZM176 51H177V50H176ZM179 51H178V52H179ZM190 51H191V50H190ZM213 51H212V52H213ZM230 51H231V50H230ZM230 51H229V52H230ZM232 51H233V50H232ZM232 51H231V52H232ZM247 51H249V50H247ZM256 51H257V50H256ZM260 51H264V50L261 49V50H259L258 52L260 53ZM15 52H16V51H15ZM55 52H56V51H55ZM55 52H54V54H55ZM57 52H58V51H57ZM65 52H66V50H65ZM84 52H85V45H84V46H81V48L79 49V53L81 54L80 56H82ZM110 52H111V51H110ZM116 52H118V51H116ZM116 52H115V53H116ZM136 52H137V51H136ZM159 52H160V50H159ZM168 52H169V51H168ZM180 52H181V51H180ZM212 52H210V53H212ZM235 52H236V50H235ZM240 52H241V51H240ZM245 52H246V51H245ZM253 52H254V51H253ZM35 53H36V52H35ZM37 53H38V52H37ZM48 53H49V52H48ZM60 53H61V52H60ZM74 53H75V52H74ZM104 53H105V51H104ZM104 53H103V54H104ZM115 53H111V54H115ZM127 53H128V52H127ZM127 53H126V55L128 56ZM156 53H157V52H156ZM162 53H163V52H162ZM166 53H167V52H166ZM183 53H184V52H183ZM189 53H192V52H189ZM189 53H188V54H189ZM214 53H215V52H214ZM223 53H221V54H223ZM233 53H234V52H233ZM242 53H243V52H242ZM246 53H247V52H246ZM249 53H250V52H249ZM249 53H248V54H249ZM259 53H258V55H260ZM8 54H9V53H8ZM43 54H44V53H43ZM70 54H72V53H70ZM105 54H107V53H105ZM131 54H132V53H131ZM158 54H159V53H158ZM158 54H157V55H158ZM188 54H187V55H188ZM193 54H194V53H193ZM201 54H202V53H201ZM207 54H208V52H207ZM221 54H220V55H221ZM231 54H232V53H231ZM234 54H235V53H234ZM6 55H7V54H6ZM9 55H10V54H9ZM9 55H8V57L11 58V56H9ZM12 55H13V54H12ZM34 55H35V54H34ZM37 55H38V54H36V56H37ZM56 55H58V54H56ZM115 55H116V54H115ZM144 55L146 56L145 53H144ZM157 55H156V56H157ZM159 55H160V54H159ZM176 55H177V54H176ZM180 55H181V54H180ZM180 55H178V56H180ZM208 55H209V54H208ZM215 55H216V53H215ZM220 55H219V56H220ZM224 55H225V54H224ZM227 55H228V54H227ZM236 55H237V54H236ZM240 55H241V54H240ZM246 55H247V54H246ZM250 55H251V54H250ZM14 56H15V55H14ZM17 56H18V55H17ZM31 56H32V54H31ZM45 56H46V55H45ZM68 56H69V55H68ZM70 56H71V55H70ZM74 56H75V54H74ZM96 56H97V55H96ZM117 56H118V55H117ZM137 56H138V55H137ZM145 56H144V57H145ZM156 56H153V57L155 58ZM161 56H162V54L160 55V57H161ZM165 56H166V55H165ZM182 56H183V55H182ZM193 56H194V55H193ZM195 56H196V55H195ZM210 56H211V55H210ZM225 56H226V55H225ZM228 56H229V55H228ZM230 56H231V55H230ZM238 56H239V55H238ZM241 56H242V55H241ZM243 56H244V55H243ZM247 56H248V55H247ZM260 56H262V54H261ZM40 57L42 58V56H40ZM40 57H39V58H40ZM51 57H52V56H51ZM158 57H159V56H158ZM160 57H159V58H160ZM185 57H186V56H185ZM189 57H190V55H189ZM201 57H202V56H201ZM232 57H233V59L235 58L234 56H232ZM253 57H254V56H253ZM262 57H264V56H262ZM72 58H73V57H72ZM75 58H76V57H75ZM80 58H81V57H80ZM101 58H102V56H101ZM101 58H100V59H101ZM106 58H107V57H106ZM114 58H115V57H114ZM114 58H113V59H114ZM121 58H122V57H121ZM139 58H140V56L138 57V59H139ZM176 58H177V57H176ZM183 58H184V57H182V59H183ZM215 58H216V57H215ZM221 58H222V57H221ZM221 58H220V60H218V61H221ZM228 58H229V57H228ZM243 58H244V57H242V58H240V59H243ZM259 58H260V57L255 58V59L261 60V59H259ZM13 59H15V58H13ZM20 59H21V58H20ZM22 59H24V58H22ZM25 59H26V57H25ZM42 59H43V58H42ZM42 59H41V60H42ZM78 59H79V58H78ZM83 59H84V58H83ZM123 59H124V58H123ZM127 59H128V58H127ZM135 59H136V58H135ZM138 59H137V60H138ZM174 59H175V58H174ZM178 59H180V58H178ZM178 59H177V60H178ZM194 59H195V58H194ZM205 59H206V58H205ZM238 59H239V57H238ZM245 59H246V58H245ZM249 59H250V57H249ZM255 59H254V61H255ZM262 59H264V58H262ZM18 60H19V59H18ZM18 60H17V63L20 62V61H18ZM26 60H27V59H26ZM43 60H44V59H43ZM50 60H52V59H50ZM102 60H103V59H102ZM119 60H120V58H119ZM125 60H126V59H125ZM154 60H155V59H154ZM157 60H158V58H157ZM168 60H169V59H168ZM177 60H176V61H177ZM191 60H192V59H191ZM212 60H213V59H212ZM212 60H209L210 62H209V61H208V62L211 63V62H213ZM222 60H223V59H222ZM243 60H244V59H243ZM252 60H253V59H252ZM252 60H251V61H252ZM45 61H46V60H45ZM48 61H49V60H48ZM53 61H54V60H53ZM53 61H52V62H53ZM67 61H68V60H67ZM96 61H97V60H96ZM203 61H204V59H203ZM216 61H217V60H216ZM216 61H215V62H216ZM224 61H225V60H224ZM229 61H233V60L231 59V60H228V62H229ZM234 61H236V60L234 59ZM239 61H240V60H239ZM254 61H253V63L255 64ZM15 62H16V61H15ZM26 62H27V61H26ZM42 62H44V61H42ZM100 62H101V61H100ZM107 62H108V61H107ZM110 62L114 63L113 61H110ZM171 62H172V61H171ZM180 62H181V61H180ZM183 62H184V61H183ZM200 62H202V61H200ZM237 62H238V61H237ZM241 62H242V61H241ZM261 62H262V61H261ZM261 62H260V63H261ZM21 63H23V62H21ZM24 63H25V62H24ZM53 63H54V62H53ZM190 63H193V62L191 61ZM204 63H205V62H204ZM220 63H223V62H220ZM230 63H231V62H230ZM253 63H252V64H253ZM258 63H259V62H258ZM25 64H26V63H25ZM42 64H43V63H42ZM42 64H41V65H42ZM104 64H105V63H104ZM131 64H132V63H131ZM181 64H183V63L181 62ZM198 64H199V62H198ZM198 64H197V65H198ZM205 64H206V63H205ZM214 64L216 65L217 63H212V65H214ZM223 64H224V63H223ZM223 64H222V65H223ZM226 64H227V63H226ZM231 64H232V63H231ZM231 64H230V65H231ZM241 64H242V63H241ZM250 64H251V63H250ZM252 64H251V65H252ZM261 64H262V63H261ZM261 64H260V65H261ZM15 65H16V63H15ZM17 65H18V64H17ZM17 65H16V66H17ZM29 65H30V64H29ZM37 65L39 66V64H37ZM43 65H44V64H43ZM43 65H42V67H43ZM45 65H47V63H46ZM45 65H44V66H45ZM51 65H52V64H51ZM51 65H49L48 68H49ZM69 65H70V64H69ZM101 65H102V64H101ZM110 65H111V64H110ZM116 65H117V64H116ZM120 65H121V64H120ZM122 65H124V64H122ZM168 65H170V66L173 65V66H174L173 62H172V64H168ZM176 65H177V64H176ZM178 65H179V64H178ZM186 65H187V64H186ZM191 65H192V64H191ZM212 65H211V66H212ZM218 65L220 66L221 64L218 63ZM222 65H221V66H222ZM230 65H229V66H230ZM234 65H235V64H234ZM242 65H244V64H242ZM245 65H246V63H245ZM24 66H25V65H24ZM91 66H92V65H91ZM97 66H98V65H96V64L94 63V64H93V69H94V70H91V71H92V72L95 71V72L98 73V69H97V68H101L102 66H100V67H97ZM128 66H129V65H128ZM138 66H139V64H138ZM223 66H224V65H223ZM232 66H233V64H232ZM20 67H21V65H20ZM25 67H26V66H25ZM63 67H65V66H63ZM66 67H67V69H68L67 64H66ZM66 67H65V68H66ZM129 67H130V66H129ZM149 67H150V66H149ZM171 67H172V66H171ZM178 67H179V66H178ZM194 67H195V66H194ZM199 67H200V66H198L196 69L202 70V68L200 69ZM204 67H206V66H204ZM204 67H203V69H204ZM217 67H218V66H217ZM226 67H227V66H226ZM226 67H225V69H226ZM240 67H243V66H240ZM245 67H246V66H244V68H242V69H245V70H246L247 67H246V68H245ZM14 68H15V67H14ZM14 68H13L12 70H14ZM29 68H30V67H29ZM34 68H36V67H34ZM107 68H108V67H107ZM112 68H114V67L112 66ZM123 68H124V67H123ZM133 68H134V66H133ZM135 68H136V67H135ZM146 68H148V67H145V69H146ZM153 68H154V67H153ZM175 68H177V67H175ZM184 68H185V67H184ZM189 68H190V67H189ZM191 68H192V67H191ZM207 68L210 69L209 67H207ZM254 68H255V66H254ZM259 68H262V66H259ZM259 68H258V69H259ZM21 69H22V68H21ZM26 69H27V67H26ZM41 69H42V68H41ZM62 69H63V68H62ZM136 69H137V68H136ZM169 69H170V68H169ZM171 69H173V68H171ZM194 69H195V68H194ZM214 69H216V68H214ZM222 69H223V68H222ZM222 69H221V70H222ZM234 69H235V68H234ZM262 69H264V68H262ZM18 70H19V69H18ZM24 70H25V69H24ZM27 70H28V69H27ZM36 70H37V68H36ZM108 70H109V69H108ZM128 70H129V69H128ZM230 70H231V69H230ZM232 70H233V69H232ZM238 70H240V68H238ZM249 70H250V69H249ZM47 71H48V70H46V71L44 70V72H47ZM61 71H62V70H61ZM63 71H64V70H63ZM63 71H62V72H63ZM105 71H106V69H105ZM140 71H141V70H140ZM145 71H146V70H145ZM187 71H188V70H187ZM203 71H205V70H203ZM203 71H202V72H203ZM208 71H210V70H208ZM216 71H217V70H216ZM222 71H223V70H222ZM234 71H235V70H233V72H234ZM251 71H252V69H251ZM255 71H256V70H255ZM16 72H17V71H16ZM34 72H35V70H34ZM38 72H39V71H38ZM66 72H67V71H66ZM100 72H101V71H100ZM107 72H108V71H107ZM110 72H111V71H110ZM121 72H122V71H121ZM143 72H144V71H143ZM174 72H175V71H174ZM188 72H189V71H188ZM195 72H197V71H195ZM218 72H219V71H218ZM224 72H226V71L224 70ZM224 72H223V73H224ZM237 72H238V71H237ZM13 73H14V72H13ZM64 73H65V72H64ZM140 73H141V72H140ZM145 73H146V72H145ZM149 73H150V71H149ZM151 73H152V72H151ZM185 73H186V72H185ZM189 73H190V72H189ZM199 73H200V72H198V74H199ZM203 73H204V72H203ZM211 73H212V71H211ZM229 73H230V72H229ZM14 74H15V73H14ZM14 74H13V76H14ZM20 74H21V73H20ZM111 74H112V73H111ZM118 74H119V72H118ZM181 74H182V73H181ZM206 74H207V72H206ZM209 74H210V73H209ZM215 74H217V72H215ZM234 74H235V73H234ZM242 74H243V72H242ZM242 74H241V75H242ZM246 74H247V72H246ZM250 74H251V72H250ZM255 74H257V73H254V75H255ZM262 74H264V73H262ZM41 75L44 76V73H43V74L41 73ZM56 75H57V74H56ZM94 75H95V74H94ZM141 75H142V74H141ZM149 75H150V74H148V76H149ZM151 75H152V74H151ZM155 75H158V74H155ZM155 75H154V76H155ZM192 75H193V74H192ZM217 75L223 77L222 74H219V73H218ZM228 75H229V74H228ZM237 75H238V74H237ZM237 75H236V79H237ZM244 75H245V74H244ZM10 76H11V75H10ZM24 76H25V75H24ZM57 76H58V75H57ZM96 76H97V75H96ZM99 76H100V74H99ZM106 76H108V75L106 74ZM121 76H122V75H120V77H121ZM185 76H186V75H185ZM188 76H189V75H188ZM194 76H195V75H194ZM196 76L198 77V75H196ZM229 76H230V75H229ZM238 76H240V74H239ZM247 76L249 77V74H247ZM259 76H261V74H260ZM15 77H16V76H14L13 79L15 80L14 82L17 83L18 78H21V77H20V76H19V77H16V78H15ZM28 77L30 78V76H28ZM59 77H60V76H59ZM63 77H64V76H63ZM104 77H105V76H104ZM156 77H157V76H156ZM156 77H155V78H156ZM178 77H179V76H178ZM186 77H187V76H186ZM191 77H192V76H191ZM199 77H200V76H199ZM210 77H211V76H210ZM222 77H221V78H222ZM243 77H244V76H243ZM245 77H246V76H245ZM256 77H257V76H256ZM256 77H254V79H255ZM261 77H262V76H261ZM31 78H32V77H31ZM43 78H44V77H43ZM56 78H57V77H56ZM100 78H101V76H100ZM118 78H119V77H118ZM149 78H150V77H149ZM181 78H182V77H181ZM189 78H190V77H189ZM192 78H193V77H192ZM192 78H191V79H192ZM201 78L204 79V77H201ZM205 78H206V77H205ZM215 78H217V76H216ZM11 79H12V78H11ZM24 79H25V78H24ZM34 79H35V78H34ZM45 79H46V78H45ZM52 79H53V78H52ZM58 79H59V78H58ZM145 79H147V78H145ZM145 79H144V80H145ZM150 79H152V78H150ZM175 79H176V78H175ZM177 79H178V78H177ZM184 79H185V77H184ZM193 79H195V78H193ZM198 79H199V78H198ZM208 79H209V78H208ZM213 79H214V78H213ZM218 79H219V78H218ZM231 79H232V78H231ZM231 79H230V80H231ZM233 79H234V78H233ZM236 79L233 80V81H231V83L234 82V81L236 82ZM239 79H241V78H239ZM247 79H248V78L246 77V80H247ZM31 80H32V79H31ZM56 80H57V79H56ZM115 80H116V79H115ZM117 80H118V79H117ZM166 80H167V79H166ZM180 80H182V79H180ZM185 80H186V79H185ZM185 80H184V81H185ZM187 80L190 81V79H187ZM206 80H207V79H206ZM216 80H217V79H216ZM230 80H229V78H228V81H230ZM243 80H244V79H243ZM252 80H253V78H252ZM34 81H35V80H34ZM37 81H38V80H37ZM42 81H43V80H42ZM134 81H135V80H134ZM164 81H165V80H164ZM211 81H212V80H211ZM221 81H222V79H221ZM221 81H220V82H221ZM226 81H227V79H226ZM253 81H254V80H253ZM256 81H257V80H256ZM256 81H254V82L256 83ZM8 82H9V81H8ZM10 82H11V80H10ZM10 82H9V83H10ZM18 82H19V81H18ZM35 82H36V81H35ZM57 82H58V80H57ZM64 82H65V81H64ZM146 82H147V81H146ZM148 82H149V81H148ZM170 82H171V81H169L168 84H170ZM173 82H174V81H173ZM179 82H180V81H179ZM196 82H197V81H196ZM196 82H194V83H196ZM214 82H216V81H214ZM218 82H219V81H218ZM222 82H223V81H222ZM239 82H241V81H239ZM260 82H262V80H261ZM12 83H13V82H12ZM47 83H48V82H47ZM105 83H106V82H104V84H105ZM115 83H116V82H115ZM171 83H172V82H171ZM177 83H178V82H177ZM185 83H187V81H186ZM188 83H189V82H188ZM191 83H192V81H191ZM198 83H199V82H198ZM227 83H228V82H227ZM227 83H226V84H227ZM229 83H230V82H229ZM244 83H246V82H244ZM248 83H249V82H248ZM252 83H253V82H252ZM258 83H259V82H258ZM48 84H49V83H48ZM52 84H54V81L52 82ZM101 84H102V82H101ZM111 84H114V83L111 82ZM132 84H134V83H132ZM144 84H145V83H144ZM168 84H165V85L167 86ZM175 84H176V83H175ZM223 84H224V83H223ZM233 84H234V83H233ZM237 84H238V82H237ZM242 84H243V82H242ZM246 84H247V83H246ZM246 84H245V86L248 87ZM259 84H260V83H259ZM259 84H257V85H259ZM12 85H13V84H12ZM14 85H15V84H14ZM34 85H35V84H34ZM39 85H40V84H39ZM106 85H108V83H107ZM114 85H115V84H114ZM119 85H120V84H119ZM188 85H189V84H188ZM224 85H225V84H224ZM235 85H236V83H235ZM249 85H250V84H249ZM262 85H264V84H262ZM15 86H16V85H15ZM17 86L19 87V85H17ZM50 86H51V84H50ZM104 86H105V85H104ZM111 86H113V85H111ZM134 86H139V85H134ZM148 86H150V85L148 84ZM163 86H164V85H163ZM189 86H190V85H189ZM198 86H199V85H198ZM201 86H202V85H201ZM204 86H205V85H204ZM211 86H212V85H211ZM231 86H232V85H231ZM255 86H256V85H255ZM260 86H261V85H260ZM8 87H9V86H8ZM8 87H7V88H8ZM18 87H17V88H18ZM22 87H24V86H22ZM36 87H37V86H36ZM36 87H35V88H36ZM115 87H116V86H115ZM164 87H165V86H164ZM183 87H184V86H183ZM183 87H182V88H183ZM186 87H187V86H186ZM202 87H203V86H202ZM213 87H214V86H213ZM229 87H230V86H229ZM232 87H233V86H232ZM237 87H238V86H237ZM237 87H236V89H237ZM246 87H245V88H246ZM252 87H253V86H252ZM256 87H257V86H256ZM11 88H13V87H11ZM51 88H52V87H51ZM108 88H109V86H108ZM120 88H121V86H120ZM135 88H136V87H135ZM138 88H139V87H138ZM199 88L202 89L201 87H199ZM214 88H215V87H214ZM218 88H220V87H218ZM234 88H235V87H234ZM257 88H258V87H257ZM257 88H256V89H257ZM9 89H10V88H9ZM39 89H40V88H39ZM39 89L37 88V90H39ZM48 89H49V88H48ZM109 89H110V88H109ZM109 89H108V90H109ZM118 89H119V88H118ZM183 89H184V88H183ZM197 89H198V88H197ZM204 89H205V88H204ZM204 89H203V90H204ZM206 89H207V88H206ZM206 89H205V90H206ZM212 89H213V88H212ZM222 89H223V88H222ZM224 89H225V88H224ZM228 89H229V88H228ZM240 89H241V88H240ZM253 89H254V88H253ZM253 89H252L251 91H254ZM11 90H12V89H11ZM27 90H28V86H26V87H24V88L18 90L16 93L13 91L14 93H11V96H10V97L8 96L6 99H4L3 97H0V108H1V107H6L7 105L11 104V103L14 102V101H20L19 103H21L22 101L25 102L26 99L30 96V95L28 94L29 91L27 92ZM108 90H107V91H108ZM112 90H115V89H114V86H113ZM156 90H157V89H156ZM166 90H167V88H166ZM181 90H182V89H180V90H178V91H181ZM186 90L188 91V89H186ZM186 90H183V91H186ZM189 90H190V89H189ZM194 90H195V89H194ZM203 90H202V91H203ZM210 90H211V89H210ZM216 90H217V89H216ZM216 90H215V91H216ZM257 90H258V89H257ZM6 91H7V90H6ZM43 91H44V90H43ZM119 91H120V89H119ZM139 91H140V90H139ZM139 91H137V92H139ZM159 91L161 92V90H159ZM163 91H165V90H163V88H162V92H163ZM178 91H177V92H178ZM191 91H192V89H191ZM198 91H199V90H198ZM202 91H201V92H202ZM226 91H228V90H226ZM234 91H235V90H234ZM234 91H233V92H234ZM239 91H240V90H239ZM244 91H245V89H244ZM244 91H243V92H244ZM246 91H247V90H246ZM248 91H250V90L248 89ZM251 91H250V92H251ZM261 91H262V90H261ZM9 92H10V91H9ZM11 92H12V91H11ZM32 92H33V90H32ZM32 92H30V93H32ZM34 92H35V91H34ZM47 92H48V91H47ZM47 92H46V93H47ZM149 92H150V91H149ZM160 92H159V93H160ZM219 92H221V90H220ZM231 92H232V91H231ZM233 92H232V94H233ZM240 92H241V91H240ZM240 92H238V90H237L236 93H234V94H238V93H240ZM116 93H118L117 90H116L115 94H116ZM150 93H152V92H150ZM155 93H156V92H155ZM175 93H176V92H175ZM179 93H180V92H179ZM188 93H189V92H188ZM192 93L194 94L195 91L192 92ZM206 93H207V92H206ZM208 93H212V92H209V91H208ZM214 93L217 94L218 91H217V92H214ZM247 93H249V92H247ZM247 93H245V94H247ZM252 93H253V92H252ZM259 93H262V92H259ZM35 94H37V92H35ZM44 94H45V93H44ZM110 94H112V92H111ZM160 94H161V93H160ZM181 94H183V93L181 92ZM185 94H187V93L184 92V95H185ZM198 94H199V93H198ZM201 94H202V93H201ZM241 94L243 95L242 92H241ZM33 95H34V94H33ZM112 95H113V94H112ZM121 95H122V94H121ZM156 95H157V94H156ZM163 95H164V93H163ZM179 95H180V94H179ZM196 95H197V94H196ZM196 95H194V96H196ZM206 95H207V94H206ZM221 95H222V94H220V96H221ZM227 95H228V93H227ZM229 95H230V94H229ZM255 95H256V94H255ZM52 96H53V95H52ZM124 96H126V95H124ZM124 96H123V97H124ZM148 96H149V95H148ZM153 96H154V95H152V97H153ZM174 96H175V95H174ZM177 96H178V95H177ZM189 96H190V95H189ZM204 96H205V95H204ZM204 96H203V97H204ZM210 96H211V95H210ZM216 96H218V95H216ZM224 96H225V94H224ZM232 96H233V95H232ZM232 96H231V97H232ZM246 96H247V95H246ZM246 96H245V98H246ZM253 96H254V94H253ZM259 96L261 97V95H259ZM48 97H49V99H50L49 94H48ZM48 97H47V98H48ZM101 97H102V96H101ZM158 97H159V96H158ZM172 97H173V95H172ZM175 97H176V96H175ZM184 97H185V96H184ZM184 97H183V98H184ZM190 97H191V96H190ZM192 97H193V96H192ZM192 97H191V98H192ZM199 97H201L200 94H199ZM212 97L214 98L215 96H213V94H212ZM221 97H222V96H221ZM231 97H230V98H231ZM234 97H235V96H233V98H234ZM237 97H238V96L236 95V99L238 100L239 97H238V98H237ZM250 97H252V95L249 96V98H250ZM256 97H257V96H256ZM262 97H264V96H262ZM30 98H31V97H30ZM30 98H29V100H30ZM104 98L107 99L106 96H104ZM108 98H109V96H108ZM110 98H111V97H110ZM112 98H113V96H112ZM119 98H120V97H119ZM119 98H118V99H119ZM124 98H125V97H124ZM176 98L178 99L179 96L176 97ZM176 98H175V99H176ZM180 98H181V96H180ZM183 98H182V99H183ZM194 98H195V97H194ZM196 98H197V97H196ZM245 98L243 97L242 99L245 100ZM249 98H246V99H249ZM257 98H258V97H257ZM257 98H255V99H257ZM51 99H52V98H51ZM144 99H145V98H144ZM170 99H171V97H170ZM185 99H187V98H185ZM197 99H198V98H197ZM214 99H217V98H214ZM214 99H213V100H214ZM242 99H240V100L242 101ZM258 99H259V98H258ZM94 100H96V99H94ZM94 100H93V101H94ZM125 100H126V99H125ZM131 100L133 101V99H131ZM131 100H130V101H131ZM142 100H143V99H142ZM152 100H153V99H152ZM155 100H157V98H154V101H155ZM183 100H184V99H183ZM194 100H196V99H194ZM209 100L211 101L210 97H209L208 101H209ZM213 100H212V101H213ZM218 100H219V99H218ZM224 100L226 101V98H225ZM229 100H230V99H229ZM233 100H234V99H233ZM250 100H251V99H250ZM53 101H54V100H53ZM93 101H92V102H93ZM120 101H121V100H120ZM130 101L128 100V102H130ZM166 101H168V99H167ZM172 101H174V100H172ZM178 101H179V99H178ZM185 101H187V100H185ZM185 101H184V102H185ZM196 101H197V100H196ZM196 101H195V102H196ZM205 101H206V100H205ZM219 101H220V100H219ZM241 101H240V102H241ZM247 101H248V100H247ZM50 102H51V101H50ZM83 102H85V101H83ZM86 102H87V101H86ZM96 102H97V101H96ZM118 102H119V101H118ZM122 102H123V101H122ZM169 102H170V100H169ZM189 102H190V101H189ZM189 102H188V103H189ZM220 102L222 103L223 100H221ZM226 102H227V101H226ZM252 102H254V101H252ZM257 102L259 103V101H257ZM262 102H264V101H262V99H261V104H262ZM14 103H15V102H14ZM81 103H82V102H81ZM98 103H100V102H98ZM120 103H121V102H120ZM126 103H127V102H126ZM148 103H149V102H148ZM174 103H175V101H174ZM178 103H179V102H178ZM188 103H187V104H188ZM224 103H225V102H224ZM227 103H229V105H230V102H227ZM227 103H226V104H227ZM241 103H242V102H241ZM246 103H247V102H245V104H246ZM255 103H256V102H255ZM47 104H48V100H46V99L41 100V99H40L38 103H36V104H32V106H29V107L27 108V110H28L29 113L27 112V110H26V112H27L28 114H30V112H37V113H41V114H43V111L46 109ZM66 104H68V103H66ZM94 104H95V103H94ZM105 104H106V103H105ZM140 104H141V103H140ZM145 104H146V103H145ZM175 104H177V103H175ZM211 104H214V103H211ZM211 104H210V105H211ZM226 104H225V105H226ZM235 104H238V103L235 102ZM248 104H249V102H248ZM250 104H251V103H250ZM250 104H249V105H250ZM84 105H86V104H84ZM84 105H83V106H84ZM115 105L117 106V104H115ZM115 105H114V106H115ZM118 105L122 107V105H120V104H118ZM154 105H155V104H153L152 106L154 107ZM178 105H179V104H178ZM178 105H177V106H178ZM188 105H189V104H188ZM193 105L195 106V104H193ZM197 105H198V107H199V104H197ZM197 105H196V106H197ZM214 105H215V104H214ZM218 105H221V104H218ZM222 105H223V104H222ZM222 105H221V106H222ZM227 105H228V104H227ZM242 105H243V104H242ZM256 105H257V103L255 104V108H256ZM64 106H65V105H64ZM83 106H82V108H83ZM114 106H113V107H114ZM116 106H115V107H116ZM127 106H128V105H127ZM127 106H126V107H127ZM150 106H151V105H150ZM173 106H174V105H173ZM173 106H172V108H173ZM175 106H176V105H175ZM181 106H182V105H181ZM181 106H180V108H181ZM194 106H193V107H194ZM208 106H209V105H208ZM211 106H212V105H211ZM211 106H210V109L212 108ZM234 106L236 107V105H234ZM251 106H252V105H251ZM117 107H118V106H117ZM121 107H120V108H121ZM126 107H125V104H124V108H126ZM147 107H149V106L147 105L146 108H147ZM153 107H152V108H153ZM167 107H168V106H167ZM188 107H190V106H188ZM198 107H197V108H198ZM222 107H223V106H222ZM222 107H221V108H222ZM231 107H232V106H231ZM239 107H240V106H239ZM252 107H253V106H252ZM259 107H260V106H259ZM259 107H258V108H259ZM261 107H262L261 110L264 109V106H261ZM29 108H30V109H29ZM34 108H35V109H34ZM49 108H50V107H49ZM139 108H140V107H139ZM144 108H145V107H144ZM168 108H169V107H168ZM174 108L178 109L177 107H174ZM182 108H184V104H183ZM185 108H186V107H185ZM191 108H192V107H190V109H188V110L191 111ZM195 108H196V107H195ZM208 108H209V107H208ZM215 108H218V107H215ZM215 108H214V109H215ZM221 108H220V109H221ZM226 108H227V107H226ZM241 108H243V106H242ZM241 108H240V109H241ZM244 108H245V106H244ZM244 108H243V110H245ZM250 108H251V107H250ZM1 109H2V108H1ZM74 109H76V108H74ZM78 109H80V107H79ZM78 109H77V110H78ZM112 109H113V108H112ZM118 109H119V108H118ZM126 109H129V108H126ZM153 109H154V108H153ZM192 109H193V108H192ZM198 109H200V108H198ZM212 109H213V108H212ZM227 109H228V108H227ZM246 109H247V108H246ZM253 109H254V107H253ZM259 109H260V108H259ZM46 110H47V109H46ZM116 110H117V108H116ZM133 110H134V109H133ZM136 110H137V109H136ZM136 110H135V111H136ZM146 110H147V109H146ZM146 110H145V113H146ZM148 110H149V109H148ZM148 110H147V111H148ZM150 110H152V109H150ZM161 110H163V109L161 108ZM167 110L169 111V109H166V111H167ZM170 110H171V109H170ZM186 110H187V109H186ZM218 110H219V109H218ZM222 110H223V109H222ZM229 110H230V108H229ZM231 110H233V109H231ZM237 110H238V108H237ZM248 110H249V109H248ZM251 110H252V109H251ZM254 110H256V109H254ZM113 111H114V110H113ZM122 111L124 112L123 108H122ZM122 111H120V112H122ZM128 111H129V110H128ZM135 111H134V113H135ZM157 111H158V110H157ZM174 111H175V110H174ZM184 111H185V109H184ZM184 111H183V110H179V113H178L177 115H178V116L181 115V114H182L181 112H184ZM195 111H197V110H195ZM195 111H193V112H195ZM200 111H202V110H200ZM203 111H204V109H203ZM220 111H221V110H220ZM227 111H228V110H227ZM234 111L236 112V110H234ZM245 111H247V110H245ZM245 111H244V112H245ZM26 112H25V113H26ZM44 112H45V111H44ZM105 112H106V111H105ZM117 112H119V111H117ZM117 112H116V113H117ZM140 112H141V111H140ZM140 112H139V114H140ZM154 112H155V113H158V112H156L155 110H154ZM161 112H162V111H161ZM175 112H177V111H175ZM187 112H188V111H187ZM187 112L185 111V113H187ZM191 112H192V111H191ZM193 112H192V113H193ZM204 112H205V111H204ZM213 112H214V111H213ZM215 112H216V111H215ZM248 112H250V111H247V113H248ZM257 112H258V109H257L256 113H257ZM262 112H264V110H262ZM27 113H26V114H27ZM103 113H104V112H103ZM107 113H109V112H107ZM116 113H115V114L112 113V114L116 115ZM137 113H138V112H137ZM150 113H151V111H150ZM150 113H149V115H150ZM163 113H164V112H163ZM165 113H167V112H165ZM170 113H172V112H170ZM180 113H181V114H180ZM189 113H190V112H188L187 117H188ZM198 113H199V110H198ZM198 113H197V114H198ZM207 113H208V112H207ZM210 113H211V112H210ZM228 113L231 114L232 112H227L226 114H228ZM239 113H240V112H238V115H237V112H236L237 117L239 116ZM241 113H242V111H241ZM259 113H260L261 115H264V113H261L260 111H259ZM26 114H25V115H26ZM31 114H32V113H31ZM160 114H162V113H160ZM160 114H159V116H160ZM195 114H196V112H195ZM195 114H194V115H195ZM199 114H200V113H199ZM224 114H225V113H224ZM230 114H229V116H230ZM249 114H250V113H249ZM253 114L255 115V113H253ZM253 114H251V115H253ZM260 114H259V115H260ZM32 115H33V114H32ZM117 115H119V113H118ZM121 115H122V114H121ZM125 115H126V117H127L128 114H124L122 117H124ZM129 115H131V114H129ZM129 115H128V116H129ZM155 115H156V114H155ZM155 115H154V116H155ZM184 115H185V114H184ZM184 115H182V116H184ZM214 115H215V114H214ZM220 115H222V113H220ZM234 115H235V113H234ZM236 115H235V116H236ZM245 115H248V114H246V112H245ZM245 115H244V114H243V116L241 115V118L244 117ZM33 116H34V115H33ZM102 116H103V115H102ZM107 116H109V115H107ZM133 116H134V114L132 115V118H133ZM143 116H144V114H143ZM143 116H141V121H142L143 118H144ZM146 116H147V115H146ZM151 116H152V114H151ZM151 116H150V117H151ZM159 116H158V117H159ZM162 116H164V114H163ZM167 116H169V115H167ZM199 116L201 117V115H199ZM203 116H204V115H203ZM224 116H225V115H224ZM229 116H228V118H229ZM235 116H233V117H235ZM257 116H258V114H257ZM17 117H18V116H17ZM26 117H27V115H26ZM41 117H43V116L41 115ZM95 117H96V116H95ZM109 117H110V116H109ZM114 117H115V116H114ZM122 117H119V118H122ZM130 117H131V116H130ZM134 117L136 118V116H134ZM142 117H143V118H142ZM156 117H157V116H156ZM180 117H181V116H180ZM187 117H186V118H187ZM193 117H194V116H192V118H193ZM195 117H196V116H195ZM212 117H214V116H212ZM231 117H232V116H231ZM237 117H236V118H237ZM247 117H248V116H246L244 119H247V120H248ZM249 117H250V116H249ZM255 117H256V116H255ZM259 117H260V116H259ZM261 117H262V118H261ZM261 117H260L261 121L259 120L258 117H257V118H258L257 120H259L260 123L262 122V124H264V121H262V119H264V116H261ZM6 118H8V117H6ZM6 118H5V120H6ZM27 118H28V117H27ZM30 118H32V117L30 116ZM34 118H35V116H34ZM36 118H37V116H36ZM39 118H40V117H39ZM39 118H38V119H39ZM83 118H84V117H83ZM83 118H82V119H83ZM102 118H103V117H102ZM102 118H100V119L102 120ZM106 118H107V117L105 116V117H104V120H105ZM110 118H111V117H110ZM116 118H117V117H116ZM135 118H134V119H135ZM139 118H140V117H139ZM154 118H155V117H154ZM154 118H152V121H153ZM160 118H161V117H160ZM160 118H159V119H160ZM168 118H169V117H168ZM178 118H179V117H178ZM181 118H184V117H181ZM197 118H198V117H197ZM206 118H208V116H207ZM209 118H211V117H209ZM220 118H224V117H223V116H222V117L220 116ZM241 118H240V119H241ZM10 119H11V118H10ZM10 119H7V120H10ZM13 119H14V118H13ZM13 119H12V120H13ZM28 119H29V118H28ZM28 119H27V121H28ZM32 119H33V118H32ZM108 119H109V118H108ZM108 119H106V120H108ZM129 119H130V118H129ZM145 119H146V118H145ZM149 119H150V118H148V120H149ZM163 119L166 121V118H165V117H163L162 120H163ZM175 119H177V118L175 117ZM187 119H188V118H187ZM190 119H191V118H190ZM193 119H194V118H193ZM229 119H230V118H229ZM229 119H227V120H229ZM231 119H232V118H231ZM231 119H230V120H231ZM240 119H235L236 123H239V122H237V121L240 120ZM242 119H243V118H242ZM250 119L253 120V117L250 118ZM250 119H249V120H250ZM1 120H2V119H1ZM5 120H4V121H5ZM35 120H36V119H35ZM39 120H40V119H39ZM39 120H38V121H39ZM53 120H55V119H53ZM83 120H84V119H83ZM109 120H110V119H109ZM109 120L106 121V122L108 123ZM111 120H112V119H111ZM135 120H136V122H137V121H138V117H137ZM150 120H151V119H150ZM196 120H197V119H196ZM198 120H201V118H199ZM206 120H207V119H205V122H206ZM209 120H210V119H209ZM221 120H222V119H221ZM224 120H226V119H224ZM230 120H229V121H230ZM232 120H233V122H234V119H232ZM254 120H255V119H254ZM36 121H37V120H36ZM46 121H47V120H46ZM48 121H49V120H48ZM48 121H47V122H48ZM79 121H80V120H79ZM99 121H100V120H99ZM120 121H121V120H120ZM120 121H119V122H120ZM139 121H140V120H139ZM160 121H161V119H160ZM174 121H178V120H173V124H174ZM179 121H180V118H179ZM190 121H191V120H190ZM203 121H204V119H203ZM203 121L201 120V122H203ZM244 121L246 122V120H244ZM244 121H242V122L244 123ZM0 122H1V121H0ZM8 122H10V121H8ZM8 122H7V124H8ZM11 122H12V121H11ZM23 122H25V121H23ZM29 122H30V120H29ZM51 122H52V121H51ZM56 122H57V121H56ZM84 122H85V121H84ZM106 122H105V123H106ZM114 122H115V121H114ZM119 122L117 121L118 124H119ZM122 122H123V121H122ZM156 122H157V120H156ZM162 122H163V121H162ZM162 122H161V123H162ZM180 122H181V125L178 124V125H180V126H177L178 128H177L176 126L173 125L175 128H177V129H174V130H175V134H176V136L173 137V140H171V138H168V140H167V142H166L167 144L170 145V148H173L172 150H169L168 148H167V149H168L170 152L172 151L171 154H173V155H170V157L172 156V157L174 158V160H175V157H174V156L179 155V153H180V151H181V145H185V144H182L180 141H182L181 137H182L183 135H184V137H185V133L187 132V128H186V125H187V124L185 123V122H186L185 119H181ZM205 122H203L204 126H205ZM207 122H208V121H207ZM207 122H206V123H207ZM224 122H225V121H224ZM231 122H232V121H230V124H231ZM233 122H232V124H233ZM242 122H241V123H242ZM249 122H252V121L250 120V121H248V123H249ZM259 122L257 121V124H258ZM4 123H5V122H4ZM12 123H15V122H12ZM21 123H22V122H21ZM26 123H27V122H26ZM44 123H45V122H44ZM80 123H81V122H80ZM99 123H100V122H99ZM102 123H104L103 120H102ZM105 123H104V124H105ZM137 123H139V122H137ZM140 123H142V122H140ZM145 123H146V122H145ZM148 123L150 124V122H148ZM163 123H164V122H163ZM167 123H168V125L170 124L169 122H167ZM177 123H179V122H177ZM199 123H200V121H199ZM215 123H217V122H215ZM253 123H254V122H253ZM253 123H252V124H253ZM260 123H259V124H260ZM5 124H6V123H5ZM15 124H16V123H15ZM28 124H29V123H28ZM30 124H31V123H30ZM30 124H29V125H30ZM49 124H50V122H49ZM52 124H53V123H52ZM56 124H57V123H56ZM56 124H54V125L56 126ZM58 124H59V123H58ZM58 124H57V125H58ZM82 124H83V122H82ZM82 124H81V125H82ZM121 124H122V123H121ZM121 124H120V126H122ZM146 124H147V123H146ZM156 124L158 125V123H156ZM159 124H160V123H159ZM184 124H185V126H183ZM201 124H202V123H201ZM201 124H200V125H201ZM203 124H202V126H203ZM208 124H209V123H208ZM208 124H206V125H207V126H205L206 128L208 127ZM211 124H213V123L210 121V126H209L208 128H213V127L211 126ZM221 124H222V123H220V124L217 123V124H214V125H218V126H219V125H221ZM228 124H229V123H227L226 125H228ZM230 124L228 125V126L230 127L229 129H231ZM234 124H235V122H234ZM259 124H258V125H259ZM1 125H3V124L1 123ZM13 125H14V124H13ZM20 125H22V124H20ZM29 125H28V126H29ZM54 125H53V126H54ZM81 125H80V126H81ZM105 125H106V124H105ZM116 125H117V124H115V126H116ZM133 125H134V124H133ZM154 125H155V123H154ZM166 125H167V124H166ZM170 125H171V124H170ZM190 125H192V124H190ZM190 125H189V126H190ZM253 125H254V127H255V124H253ZM9 126H10V125H9ZM16 126H17V128H20V126L18 125V123H17ZM18 126H19V127H18ZM22 126H24V125H22ZM25 126H26V125H25ZM32 126H33V125L31 124V128H32ZM35 126H36V124H35ZM55 126H54V127H55ZM80 126H79V127H80ZM101 126H102V125H101ZM103 126H104V125H103ZM117 126H118V125H117ZM136 126H137V125H136ZM136 126H134V127L136 128ZM143 126H144V125H143ZM173 126H172V128H173ZM187 126H188V125H187ZM194 126H196V125H194ZM218 126H217V128L222 127V126H219V127H218ZM223 126H224V125H223ZM237 126H238V125H237ZM242 126H243V125H242ZM256 126H257V125H256ZM261 126H262V125H261ZM37 127H38V126H37ZM56 127H58V126H56ZM56 127H55V128H56ZM62 127H63V125H62ZM71 127H74V126H71ZM71 127H70V128H71ZM75 127H77V126H75ZM75 127H74V128H75ZM132 127H133V126H132ZM134 127H133V128H134ZM151 127H152V124H151ZM151 127H150V129H148V130H151V129H152ZM153 127H154V126H153ZM158 127H160V128L162 129L161 126L158 125L157 128H158ZM163 127L165 128L166 126H163ZM167 127H168V126H167ZM184 127L186 128V130L184 129ZM191 127H192V126H191ZM191 127H190V128H191ZM197 127H198V126H196V128H194V130L196 129V130H195V134H196L197 131H198V130H197V129H198ZM205 127H204V129H205ZM224 127H225V126H224ZM224 127H222V128H224ZM254 127H253V128H254ZM257 127H258V126H257ZM14 128H15V127H14ZM21 128H22V127H21ZM31 128H30V129H31ZM44 128H45V127H44ZM70 128H69L68 130H70ZM80 128H82V127H80ZM80 128H77V129H80ZM83 128H84V127H83ZM119 128H120V127H119ZM121 128H122V127H121ZM141 128H142V127H141ZM141 128H140V131L142 130ZM164 128H163V129H164ZM170 128H171V127H170ZM233 128H234V127H233ZM238 128H239V126H238ZM240 128H241V127H240ZM245 128H246V127H245ZM250 128H251V127H250ZM259 128H260V126H259ZM262 128H264V127H261V129H262ZM11 129H12V128H11ZM24 129H25V127H24ZM26 129H27V128H26ZM26 129H25L24 132H26V131H30V129H29V130H26ZM56 129H57V128H56ZM59 129H60V128H59ZM64 129L66 130V128H64ZM96 129H97V128H96ZM98 129L100 130V128H98ZM101 129H102V127H101ZM123 129H124V127H123ZM136 129H137V128H136ZM138 129H139V128H138ZM143 129H144V128H143ZM155 129H156V128H154V132L156 133V131H158V130H155ZM168 129H169V128H168ZM199 129H200V128H199ZM204 129H203V130H204ZM224 129H225V128H224ZM242 129H243V127H242ZM242 129H241V130H242ZM246 129H248V128H246ZM12 130H14V129H12ZM20 130H22V129H20ZM31 130H32V129H31ZM36 130H37V129H36V127H35L34 130L31 131V132H34V133H35ZM44 130H46V128H45ZM118 130H121V129H118ZM144 130H145V129H144ZM170 130H171V129H170ZM194 130H193V131H194ZM200 130H201V129H200ZM200 130H199V131H200ZM206 130H207V129H206ZM213 130H218V129H215V128H214ZM213 130H210V131H213ZM220 130H221V129H220ZM225 130L227 131V130H228V127H227V129H225ZM235 130L237 131V129H235ZM241 130L239 129L240 132H241ZM251 130H252V129H251ZM258 130H259V129H258ZM258 130H256V131H258ZM14 131H15V130H14ZM16 131H17V130H16ZM38 131H39V130H38ZM38 131H37V133H38ZM41 131H42V130H40L39 132H41ZM63 131H64V130H63ZM74 131H75V130H74ZM85 131L87 132V130H85ZM95 131H96V130H95ZM112 131H113V129L110 130V133H111V134H112L113 132H116L117 130H116V131H113V132H112ZM123 131H124V130H123ZM165 131H166V129H165ZM167 131H168V130H167ZM190 131H191V129H190ZM193 131H192V133H193ZM226 131H225V132H226ZM244 131L246 132V130H244ZM254 131H255V129H254ZM259 131H260V130H259ZM259 131H258V132H259ZM66 132H67V130H66ZM71 132H72V131H71ZM75 132H76V131H75ZM83 132H84V131H83ZM83 132H81V133L78 132V133H80L81 135H82V134L87 135L86 132H85V133H83ZM89 132H90V131H89ZM89 132H88V135L93 134L92 132H90V133H89ZM119 132H120V131H119ZM125 132H126V131H125ZM135 132H136V130H135ZM135 132H134V133H135ZM137 132H138V131H137ZM152 132H153V131H152ZM154 132H153V133H154ZM160 132H161V130L159 131V133H160ZM169 132H171V131H169ZM173 132H174V131H172V135H174ZM202 132H204V134H205V131H202ZM202 132H201V133H202ZM220 132H221V131H220ZM220 132H217V133L220 134ZM233 132L236 134L235 131H233ZM233 132H232V134H233ZM261 132H264V131H261ZM21 133H22V131H21ZM110 133H109V134H110ZM116 133H117V132H116ZM120 133H121V132H120ZM167 133H168V132H167ZM198 133H199V132H198ZM201 133H200V134H201ZM207 133H208V131H207ZM214 133H216V132H214ZM217 133H216V134H217ZM227 133H228V131H227ZM227 133H225V134H226L225 136L228 135ZM229 133H231V132H229ZM242 133H243V132H242ZM249 133H250V132H249ZM259 133H260V132H259ZM74 134H75V133H74ZM76 134H77V133H76ZM109 134H108V136H109ZM111 134H110L111 137H109L110 139L113 138V136L116 137L115 135L112 136ZM113 134H114V133H113ZM121 134H122V133H121ZM151 134H152V133H151ZM160 134H161V133H160ZM187 134H188V132H187ZM204 134L202 133L201 135L203 136ZM219 134H217L216 136H218ZM232 134H230V135H232ZM237 134H238V132H237ZM240 134H241V133H239V135H238L239 137H238V138H240ZM250 134H251V133H250ZM250 134H249V135H250ZM255 134H256V133H255ZM262 134H264V133H262ZM33 135H34V134H33ZM78 135H79V134H78ZM81 135H80V136H81ZM119 135H120V134H118V137H120ZM123 135H124V134H123ZM123 135H122V136H123ZM134 135H135V134H134ZM138 135H139V133H138ZM140 135H141V133H140ZM152 135H153V134H152ZM152 135H150V137H151ZM156 135H159V134H156ZM164 135H166V134H164ZM170 135H171V134H170ZM172 135H171V136H172ZM198 135H199V134H198ZM230 135H229V136H230ZM241 135H242V134H241ZM245 135H248V134H245ZM257 135H258V133L256 134V136H257ZM31 136H32V135H31ZM34 136H36V134H35ZM76 136H77V135H76ZM91 136H92V135H91ZM132 136H133V135H132ZM141 136H142V135H141ZM161 136H163V135L161 134ZM186 136H187V135H186ZM192 136H193V135H191L190 137H192ZM195 136H196V135H195ZM195 136H193V138H194ZM208 136H209V135H208ZM208 136L206 135V136H203V137H205V138H206L205 140H207V139H208ZM222 136H223V132H222ZM222 136H221V137H222ZM250 136H251V135H250ZM85 137H86V136H85ZM85 137H84V138H85ZM135 137H136V138H135ZM135 137H134L133 139H137L138 136L135 135ZM157 137H158V136H157ZM159 137H160V135H159ZM163 137L165 138V136H163ZM167 137H168V135H167ZM167 137H166V138H167ZM190 137H188V138L185 137V138H183V140H184V139H189ZM196 137H197V136H196ZM198 137H199V136H198ZM200 137H201V136H200ZM209 137H210V136H209ZM213 137H214V136H213ZM243 137H244V136H243ZM245 137H246V136H245ZM245 137H244L243 139H245ZM247 137H248V136H247ZM29 138L31 139V137H29ZM77 138H78V136H77ZM140 138H142V137H140ZM140 138H139V139H140ZM155 138H156V136H155ZM160 138H161V137H160ZM201 138H202V137H201ZM210 138H211V137H210ZM216 138H217V137H216ZM223 138H224V136H223ZM232 138H233V137H232ZM234 138H237V136L234 137ZM234 138H233V139H234ZM252 138H253V137H252ZM257 138H258V137H257ZM34 139H35V138H34ZM110 139H109V141H110ZM131 139H132V137H131ZM139 139H137V140H139ZM153 139H154V136H153ZM153 139H152V140H153ZM162 139H163V138H162ZM169 139H170L171 141H169ZM203 139H204V138H203ZM203 139H202V140H203ZM212 139H213V138H211V141H212ZM229 139H230V138H229ZM229 139H228V140H229ZM260 139H261V141H260L261 143L264 142V141H262V138H261V137H260ZM260 139H259V140H260ZM32 140H33V137H32ZM78 140H79V139H78ZM81 140H82V139H81ZM83 140H84V139H83ZM146 140H147V139H146ZM158 140H159V139H158ZM158 140H157V141H158ZM196 140L198 141L197 138H196ZM200 140H201V139H200ZM202 140H201V142H203ZM247 140H248V139H247ZM250 140H251V139H250ZM250 140H249V141H250ZM23 141H24V140H23ZM27 141H28V140H27ZM27 141H26V142H27ZM30 141H31V140H30ZM76 141H77V140H76ZM105 141H106V140H105ZM132 141H134V140H131V143H132ZM141 141H142V140H141ZM148 141H149V139H148ZM154 141H155V140H153V142H154ZM165 141H166V140H165ZM165 141H163V142H165ZM211 141H210V142H211ZM213 141H215V142L212 144V146H213V147H217V150H216L215 148H213L212 150L214 151V149H215L216 152L218 151V148H219V149H220V148L222 149L223 146H227V145H229V144H228V141H227L226 139H220V138H219L217 141H216V140H213ZM213 141H212V142H213ZM237 141H238V142H239V141L241 142L240 139H239V140L237 139L236 141L233 140V141H232V144H234V143L237 142ZM256 141H257V140H256ZM28 142H29V141H28ZM31 142H32V141H31ZM84 142H86V140H85ZM84 142H83V141H77V142H75V146H76V148H77L78 146H80L81 144H83ZM135 142H137V141H135ZM139 142H140V140L138 141V143H139ZM163 142H162V143H163ZM182 142H183V141H182ZM184 142H186V141H184ZM187 142H189V141L187 140ZM191 142H192V141H191ZM191 142H190V145L192 144ZM193 142H195V141H193ZM206 142H209V141H206ZM206 142H205V143H206ZM210 142L208 143V145H210ZM245 142H246V141H245ZM251 142H253V141L251 140ZM257 142H259V141H257ZM29 143H30V142H29ZM36 143H37V142H36ZM104 143H105V142H104ZM146 143H147V142H146ZM151 143H152V142H151ZM151 143H150V144H151ZM166 143H164L163 146L166 145ZM180 143H181V144H180ZM197 143L200 144V146H201V143H199V141H198ZM197 143H196V144H197ZM205 143H204V145H205ZM230 143H231V142H230ZM246 143H247V142H246ZM249 143H250V142H249ZM32 144H33V142H32ZM84 144H85V143H84ZM128 144H129V143H128ZM134 144H135V145H134ZM152 144H153V143H152ZM196 144H194L195 146L193 145L194 148L196 147ZM254 144H255V138H254ZM27 145H28V144H27ZM27 145H26V148H27L28 146H30V147H34V146H35V144H34V146H32V145H30V144H29L28 146H27ZM36 145H37V144H36ZM131 145L136 146V143H132V144H130V145H128V146L131 147ZM138 145H140V144H138ZM138 145H137V146H138ZM156 145L158 146V144H156ZM187 145H188V143H187ZM190 145H189V146H186L187 148L185 147V148H184L185 150L182 148V149L184 150V152H185V155L188 154V153H186V149H188V151H189V149L191 150V148L193 147V146H191V148H190ZM206 145H207V144H206ZM206 145H205V146H206ZM234 145H235V144H234ZM237 145H238V143H237ZM245 145H246V144H245ZM252 145H253V144H252ZM257 145H258V144H257ZM259 145H260V144H259ZM37 146H38V145H37ZM73 146H74V145H73ZM75 146H74V147H75ZM128 146H127V147H128ZM163 146H162V147H163ZM200 146H199V147H200ZM248 146H249V145H248ZM158 147H160V146H158ZM168 147H169V146H168ZM182 147H183V146H182ZM232 147H233V146H232ZM238 147H240V146H238ZM79 148H80V147H79ZM133 148H134V147H132V149H133ZM136 148L139 149L140 147H135L134 149H136ZM144 148H145V147H144ZM201 148H203V146H202ZM226 148H227V147H226ZM226 148H225V151H226ZM233 148H234V147H233ZM236 148H237V147H236ZM256 148H257V146H256ZM31 149H32V148H31ZM81 149H82V147H81ZM123 149H124V148H123ZM125 149H127V148L125 147ZM129 149H130V148H129ZM138 149H136V152H134V154L137 155V154H138V153H137L138 151H139V153H143V152L145 151V150L143 149V147H142V149H139V150H138ZM145 149H146V148H145ZM149 149H150V148H149ZM154 149H157V147H156V148L153 147V150H154ZM158 149H159V148H158ZM161 149H162V148H160V150H161ZM165 149H166V148H165ZM167 149H166V150H167ZM199 149H200V148H199ZM206 149H208V152H210V150H211V148L209 149V147L206 148ZM223 149H224V148H223ZM227 149H229V147H228ZM230 149H231V148H230ZM234 149H235V148H234ZM238 149H239V148H238ZM242 149H245V147H243ZM247 149H248V148H247ZM247 149H246V150H247ZM76 150H77V149H76ZM79 150H80V149H79ZM130 150H131V149H130ZM137 150H138V151H137ZM146 150H148V149H146ZM193 150L196 151V148L193 149ZM203 150H205V149H203ZM74 151H75V150H74ZM116 151H117V150H116ZM119 151H120V150H119ZM124 151H125V150H124ZM155 151H156V150H154V153H155ZM157 151H158V150H157ZM163 151H164V149H163ZM163 151H162V152H163ZM197 151H198V149H197ZM206 151H207V150H206ZM229 151H230V150H229ZM232 151H233V150H232ZM236 151H237V150H236ZM239 151H240V150H239ZM239 151H237V152H239ZM243 151H244V150H243ZM249 151H250V150H249ZM256 151H257V149H256ZM120 152H121V151H120ZM122 152H123V150H122ZM130 152H133V151H132V150L129 151V153H128L129 155H130ZM147 152H149V151H147ZM151 152H153V151H151ZM151 152H150V154H151ZM158 152H159V151H158ZM167 152H168V151H167ZM170 152H169V153H170ZM191 152H192V151H190V153H191ZM204 152H205V151H204ZM216 152H213V154H215ZM218 152H219V151H218ZM258 152H259V151H258ZM260 152H261V151H260ZM73 153H74V152H73ZM73 153H72V154H73ZM115 153H117V152H115ZM145 153H146V151H145ZM165 153H166V151H165ZM169 153H168V154H169ZM193 153H194V151H193ZM231 153H233V152H231ZM235 153H236V152H235ZM245 153H246V152H245ZM245 153H244V154H245ZM255 153H256V152H255ZM74 154H75V153H74ZM74 154H73V156H74ZM76 154H77V152H76ZM120 154H121V153H120ZM131 154H132V153H131ZM143 154H144V153H143ZM143 154H142V155H143ZM159 154H160V153H159ZM161 154H162V153H161ZM196 154H197V152H196ZM198 154H200V152H199ZM198 154H197V156H198ZM204 154H205V153H204ZM216 154H217L216 156H218V153H216ZM219 154H220V153H219ZM224 154H226V153L224 152ZM236 154H237V153H236ZM240 154H241V152H240ZM244 154H243V155H244ZM118 155H119V154H118ZM126 155H127V154H126ZM138 155H139V154H138ZM140 155H141V154H140ZM148 155H149V154H148ZM148 155L145 154V156H143V157H146V156H148ZM153 155H155V154H153ZM200 155H201V154H200ZM221 155H222V153H221ZM256 155H258V154H256ZM256 155H255V156H256ZM79 156H80V155H79ZM124 156H125V155H124ZM134 156H135V155H134ZM151 156H152V155H151ZM156 156H157V155H156ZM156 156H155V157H156ZM158 156H159V155H158ZM162 156H163V154H162ZM166 156H167V155L165 154L164 157L166 158ZM180 156H181V155H179V157H180ZM182 156H183V155H182ZM182 156H181V158H182ZM186 156H187V155H186ZM186 156H184L183 159L185 158V160H186ZM188 156H190V155H188ZM203 156H204V155H202V157H203ZM209 156L213 157L214 155L212 156V155L209 154ZM209 156H208V157H209ZM228 156H229V155H228ZM228 156H227V157H228ZM238 156H239V155H238ZM244 156H245V155H244ZM260 156H261V153H260ZM74 157H75V156H74ZM77 157H78V156L76 155V158H77ZM80 157H81V156H80ZM122 157H123V155H122ZM125 157H127V156H125ZM132 157H133V156H132ZM143 157H140V158H143ZM172 157H171V158H172ZM177 157H178V156H177ZM198 157H199V156H198ZM202 157H201V158H202ZM206 157H207V156H204L205 159H206ZM221 157H222V156H221ZM250 157H251V156H250ZM129 158H131V157L129 156ZM137 158H138V157H137ZM149 158H150V157H149ZM159 158H160V157H159ZM193 158L196 159V157H194V156H193ZM199 158H200V157H199ZM199 158H198V160H199ZM204 158H202V159L204 160ZM215 158H216V157H215ZM217 158H218V157H217ZM219 158H220V157H219ZM233 158H234V157H233ZM233 158H230V159H233ZM235 158H236V156H235ZM237 158H238V157H237ZM239 158H240V157H239ZM247 158H248V157H247ZM255 158H256V157H255ZM71 159H72V158H71ZM74 159H75V158H74ZM74 159H72V160H74ZM123 159H125V158H122V160H123ZM127 159H128V157H127ZM127 159H126L125 164L130 162V160L127 162ZM131 159H132V158H131ZM147 159H148V158H147ZM202 159H200V160L202 161ZM209 159H211V158H209ZM212 159H213V158H212ZM252 159H254V158H252ZM72 160H71V161H72ZM76 160L79 161V159H75V161H76ZM81 160H82V159H81ZM81 160H80V162H81ZM134 160H135V158H134ZM134 160H131V161H134ZM141 160H142V159H140V162H142V161L144 160V158H143L142 161H141ZM156 160H157V159H156ZM170 160H171V159H170ZM176 160H179V159H176ZM189 160H191V157H190ZM200 160H199V161H200ZM218 160H219V159H218ZM223 160L225 161L224 158H223ZM226 160H227V159H226ZM228 160H229V159H228ZM235 160H236V159H235ZM235 160H234V161H235ZM237 160H238V159H237ZM240 160H242V159L240 158ZM246 160H247V159H246ZM135 161H136V160H135ZM146 161H147V160H146ZM149 161H150V159H149ZM152 161H153V159H152ZM157 161H158V160H157ZM160 161H161V159H160ZM166 161H167V160H166ZM166 161H165V162H166ZM192 161H193V160H192ZM192 161H190V162L192 163ZM205 161H206V160H205ZM207 161H208V160H207ZM210 161H211V160H210ZM220 161H222V160L220 159ZM230 161H231V160H230ZM234 161H233V162H234ZM244 161H245V160H244ZM60 162H61V161H60ZM69 162H70V161H69ZM122 162H123V161H122ZM138 162H139V159H138L137 163H138ZM144 162H145V161H144ZM153 162H154V161H153ZM155 162H156V161H155ZM175 162H176V161H175ZM180 162H181V161H180ZM193 162H194V161H193ZM197 162H198V161H196V163H197ZM202 162H203V161H202ZM245 162H246V161H245ZM255 162H256V161H255ZM262 162H264V161H262ZM78 163H79V162H78ZM131 163H132V162H131ZM135 163H136V162H135ZM146 163H147V162H146ZM149 163H150V165L152 164L151 161H150ZM149 163H148V164H149ZM159 163H161V162H159ZM162 163H163V162H162ZM167 163H168V162H167ZM188 163H189V162H188ZM206 163H208V162H206ZM206 163H204V164H206ZM209 163H211V162H209ZM216 163H217V162H216ZM218 163H219V162H218ZM224 163H225V162H224ZM224 163H223V164H224ZM238 163H240L239 160H238ZM12 164H13V166L10 165V166H9V167H10L9 169H11L12 167H15L16 165H18V167L20 166V167H19V170L22 169V168L25 169V165H23V163L20 164V163H18L17 161H16V162L14 161ZM27 164H28V162H27ZM57 164H58V162H57ZM60 164H61V166H64V165H62V163H60ZM73 164H75V162H73ZM82 164H83V161H82ZM82 164H80V167H81V166H83V167L85 166V165H82ZM120 164H122V165H120ZM120 164H118V165H120V166L123 167V163H120ZM133 164H134V162H133ZM142 164H144V163H142ZM164 164H165V163H163V165H164ZM169 164H171V163L169 162ZM175 164H176V163H175ZM177 164H178V163H177ZM181 164H182V163H181ZM181 164H180V165H181ZM194 164H195V163H194ZM200 164H201V162H200ZM226 164H227V163H226ZM230 164H231V163H230ZM247 164H248V163H247ZM0 165H1V164H0ZM14 165H15V166H14ZM29 165H30V164H28V167H29ZM47 165L49 166V164H47ZM71 165H72V163H71ZM116 165H117V164H116ZM140 165H141V163H140ZM140 165H139V166H140ZM145 165H146V164H145ZM145 165H144V166H145ZM150 165H148V166H150ZM159 165H161V167H162V164H159ZM172 165L174 166V162H173ZM186 165H187V164H186ZM227 165H228V164H227ZM227 165H226V166H227ZM34 166H35V164L33 165V167H34ZM67 166H68V163H67ZM77 166H78V164H77ZM125 166H126V165H125ZM146 166H147V165H146ZM148 166H147V167H148ZM152 166H155V165H154V164L151 165V170L154 168V167L152 168ZM156 166H157V165H156ZM168 166H169V165H168ZM188 166H189V164H188ZM190 166H191V165H190ZM230 166H231V165H230ZM248 166H249V165H248ZM1 167L3 168V166H1ZM16 167H17V166H16ZM18 167H17V168H18ZM33 167H31V169H32ZM40 167H41V166H40ZM44 167H46V165H44ZM64 167H66V166H64ZM64 167H63V168H64ZM80 167H79V168H80ZM83 167H82V168H83ZM133 167H136V166H135V165L132 166V169H134ZM147 167H146V168H147ZM157 167H158V166H157ZM166 167H167V166H166ZM175 167H177V166H175ZM194 167H195V166H194ZM202 167H203V166H202ZM219 167H220V166H219ZM244 167H245V166H244ZM255 167H256V166H255ZM35 168H36V167H35ZM49 168H50V167H49ZM60 168H61V167H60ZM68 168H70V164H69ZM71 168H72V167H71ZM74 168H76V167H74ZM86 168H87V166H86ZM86 168H84V169H86ZM115 168H116V166H115ZM127 168H128V167H127ZM129 168L131 169V165L129 166ZM136 168H139V167L137 166ZM136 168H135V169H136ZM140 168H141V167H140ZM144 168H145V167H144ZM162 168L165 169V166L162 167ZM162 168L159 167L160 170H161ZM169 168H172L171 165H170ZM169 168H168V169H169ZM178 168H179V166H178ZM185 168H186V166H185ZM3 169H4V168H3ZM6 169H7V168H6ZM44 169H45V168H44ZM76 169H77V168H76ZM110 169H111V168H110ZM113 169H114V168H113ZM113 169H112V170H113ZM132 169H131V170H132ZM147 169H148V168H147ZM183 169H184V168H183ZM238 169H239V168H238ZM11 170H13V169H11ZM11 170H10V171H11ZM19 170H17V171H19ZM28 170H30V167H29ZM33 170H34V168H33ZM33 170H32V171H33ZM35 170H36V169H35ZM42 170H43V168H42ZM70 170H71V169H70ZM79 170H80V169H79ZM79 170H77V171H79ZM94 170H95V169H94ZM96 170H97V169H96ZM116 170L120 173L121 171H125V170L128 171L129 169H125V170H121V171H119V170L116 168ZM141 170H143V169L141 168ZM160 170H159V171H160ZM172 170H173V169H172ZM174 170H175V169H174ZM184 170H185V169H184ZM223 170H224V169H223ZM231 170H233V169H231ZM0 171H1V169H0ZM8 171H9V170H8ZM13 171H15V168H14ZM30 171H31V170H30ZM37 171H40V170H36L35 172H37ZM43 171H44V170H43ZM47 171H48V170H47ZM50 171H51V170H50ZM61 171H62V168H61ZM61 171H60V172H61ZM64 171H65V169H64ZM64 171H63V172H64ZM72 171H73V170H72ZM72 171H71V172H72ZM82 171H83V170H82ZM88 171H89V170H88ZM88 171H87V172H88ZM90 171H91V170H90ZM92 171H93V168H92ZM106 171H107V169H106ZM113 171H114V170H113ZM117 171H116V172H117ZM127 171H126V173H127ZM134 171H135V170H134ZM134 171H132L131 173H133ZM137 171H138V170H137ZM139 171H140V169H139ZM165 171H166V170H165ZM167 171H168V170H167ZM199 171H200V170H199ZM202 171H203V170H202ZM238 171H239V170H238ZM6 172H7V171H6ZM6 172H4V173H6ZM28 172H29V171H28ZM63 172H62V175H63ZM68 172H69V169H68ZM75 172H76V171H75ZM79 172H81V171H79ZM116 172H115V173H116ZM140 172H141V171H140ZM145 172H146V171H145ZM156 172L159 173L158 171H156ZM195 172H196V171H195ZM203 172H204V171H203ZM1 173H2V172H1ZM11 173H12V171H11ZM11 173H10V175H11ZM20 173H21V172H20ZM24 173H25V172H23V174H24ZM30 173H31V172H30ZM32 173H33V172H32ZM32 173H31V174H32ZM58 173H59V172H57V175H58ZM108 173H109V170H108ZM119 173H118V174H119ZM124 173H125V172H124ZM134 173H135V172H134ZM157 173H156V174H157ZM162 173H163V171H162ZM184 173H185V172H184ZM197 173H198V172H197ZM234 173H235V172H234ZM237 173H238V172H237ZM13 174H14V172H13ZM13 174H12V175H13ZM26 174H27V170H26ZM33 174H34V173H33ZM69 174H70V173H69ZM112 174H113V173H112ZM116 174H117V173H116ZM136 174H138V173L136 172ZM139 174H140V173H139ZM170 174H171V173H170ZM195 174H196V173H195ZM200 174H201V173H200ZM205 174H207V173H205ZM205 174H204V175H205ZM218 174H219V173H218ZM4 175H5V176H4L3 178L6 177V174H4ZM24 175H25V174H24ZM35 175H36V174H35ZM35 175H34V176H35ZM55 175H56V174H55ZM55 175H54V176H55ZM60 175H61V174H59V176H60ZM67 175H68V174H67ZM159 175H160V173H159ZM238 175H239V173H238ZM13 176H14V175H13ZM27 176H30V174H27ZM109 176H110V175H109ZM155 176H157V175H155ZM166 176H167V175H166ZM187 176H188V175H187ZM14 177H15V176H14ZM14 177H13V178H14ZM18 177H19V175H18ZM20 177H21V176H20ZM23 177H24V176H22V180H23V179H26V178H23ZM71 177H72V176H71ZM113 177L115 178L116 175H114ZM121 177H122V175H121ZM158 177L160 178L161 175L158 176ZM167 177H168V176H167ZM170 177H171V176H170ZM170 177H168V178H170ZM30 178H31V177H30ZM110 178H112V177H110ZM155 178H156V177H155ZM161 178H162V177H161ZM163 178H164V176H163ZM165 178H166V177H165ZM173 178H174V177H173ZM215 178H216V177H215ZM220 178H221V177H220ZM245 178H246V177H245ZM7 179H8V178H7ZM68 179H69V177H68ZM170 179H171V178H170ZM183 179H184V178H183ZM186 179H187V177H186ZM15 180H16V179H15ZM20 180H21V179H20ZM22 180H21V181H22ZM28 180H29V179L27 178V181H28ZM133 180H134V179H133ZM167 180H168V179L166 178V181H167ZM187 180H188V179H187ZM234 180H235V179H234ZM1 181H2V179H1ZM8 181H9V180H8ZM11 181H13V179H12ZM18 181H19V179H18ZM18 181H17V182H18ZM31 181H33V178H32ZM67 181H68V180H67ZM190 181H191V178H190ZM192 181H193V179H192ZM9 182H10V181H9ZM17 182H16V183H17ZM65 182H66V181H65ZM184 182H185V181H184ZM5 183H6V181H4L2 184H5ZM18 183L20 184V182H18ZM25 183H26V182H25ZM28 183H31V182L28 181ZM61 183L63 184V182H61ZM71 183H72V182H71ZM88 183H89V182H88ZM110 183H111V182H110ZM168 183H169V182H168ZM170 183H171V182H170ZM207 183H208V182H207ZM2 184H0V185H2ZM23 184H24V182H23ZM23 184H20V185H23ZM69 184H70V183H69ZM69 184H68V186H69ZM83 184H84V183H83ZM86 184H87V183H86ZM135 184H136V183H135ZM191 184H192V183H191ZM193 184H194V183H193ZM240 184H242V183H240ZM5 185H7V184H5ZM8 185H9V184H8ZM14 185H15V184H13V186H14ZM17 185H18V184H16L15 186H17ZM73 185H74V184H73ZM206 185H207V184H206ZM24 186H25V184L23 185V187H24ZM64 186L67 187V185H64ZM64 186H63V187H64ZM150 186H151V185H150ZM7 187H8V186H7ZM7 187H6V188H7ZM61 187H62V186H61ZM77 187H78V186H77ZM135 187H136V186H135ZM172 187H173V186H172ZM12 188H13V187H12ZM149 188H150V187H149ZM200 188H201V187H200ZM227 188H228V187H227ZM2 189H4V188H2ZM28 189H29V187H28ZM59 190H60V189H59ZM106 190H107V189H106ZM222 190H223V188H222ZM6 191H9V190H6ZM12 191H13V190H12ZM14 191H15V190H14ZM16 191H17V190H16ZM18 191H19V190H18ZM134 191H135V190H134ZM235 191H236V190H235ZM243 191H245V190H243ZM9 192H10V191H9ZM99 192H100V191H99ZM101 192H102V191H101ZM230 192H231V191H230ZM128 193H130V192H128ZM221 194H222V193H221ZM1 195H2V193H1ZM75 195H76V194H75ZM78 195H79V194H78ZM159 195H160V194H159ZM2 196H5V193H4V195H2ZM2 196H0V198H1ZM106 196H107V195H106ZM113 196H114V195H113ZM78 197H79V196H78ZM100 197H101V196H100ZM132 197H133V196H132ZM156 198H157V197H156ZM183 198H184V197H183ZM206 198H207V197H206ZM222 198H223V197H222ZM251 198H252V197H251ZM254 198H255V197H254ZM106 199H107V198H106ZM119 199H120V198H119ZM130 199H131V198H130ZM161 199H162V198H161ZM175 199H176V198H175ZM199 199H200V198H199ZM69 200H70V199H69ZM244 200H245V199H244ZM7 202H8V201H7ZM256 202H257V201H256ZM197 204H198V203H197ZM222 204H223V203H222ZM239 204H240V203H239ZM120 205H121V204H120ZM234 205H235V204H234ZM224 206H225V205H224ZM12 208H13V207H12ZM153 208H154V207H153ZM159 208H160V207H159ZM216 208H217V207H216ZM223 208H224V207H223ZM124 209H125V208H124ZM188 209H189V208H188ZM58 211H59V210H58ZM158 211H159V210H158ZM226 211H227V210H226ZM206 212H207V211H206ZM252 212H253V211H252ZM209 213H210V212H209ZM220 213H221V211H220ZM91 214H92V213H91ZM221 214H222V213H221ZM247 214H248V213H247ZM96 215H97V214H96ZM139 215H140V214H139ZM139 215H138V216H139ZM213 215H214V214H213ZM91 216H92V215H91ZM235 216H236V215H235ZM72 219H73V218H72ZM248 220H249V219H248ZM56 222H57V221H56ZM65 222H66V221H65ZM93 222H94V221H93ZM227 222H228V221H227ZM114 223H115V222H114ZM125 223H126V222H125ZM166 223H167V222H166ZM204 223H205V222H204ZM223 223H224V222H223ZM177 224H178V223H177ZM207 224H208V223H207ZM182 225H183V224H182ZM246 225H247V224H246ZM246 225H244V226H246ZM35 226H36V225H35ZM90 226H91V225H90ZM159 226H160V225H159ZM159 226H158V227H159ZM183 226H184V225H183ZM222 226H223V225H222ZM17 227H18V226H17ZM102 227H103V226H102ZM178 227H179V226H178ZM223 227H224V226H223ZM7 228H8V227H7ZM120 228H121V227H120ZM154 228H155V227H154ZM212 228H213V227H212ZM139 229H140V228H139ZM221 229H223V228L221 227ZM230 229H231V228H230ZM84 230H85V229H84ZM185 230H186V229H185ZM247 230H248V229H247ZM41 231H42V230H41ZM220 231H221V230H220ZM231 231H232V230H231ZM42 232H43V231H42ZM60 232H61V231H60ZM153 232H154V231H153ZM122 233H123V232H122ZM199 233H200V232H199ZM223 233H224V232H223ZM257 233H258V232H257ZM127 234H128V233H127ZM162 234H163V233H162ZM172 234H173V233H172ZM201 234H202V233H201ZM249 235H250V234H249ZM95 236H96V235H95ZM250 236H251V235H250ZM105 237H106V236H105ZM245 237H246V236H245ZM161 239H162V238H161ZM86 240H87V239H86ZM121 240H122V239H121ZM261 240H262V239H261ZM169 241H170V240H169ZM251 241H252V240H251ZM145 242H146V241H145ZM174 242H175V241H174ZM124 243H125V242H124ZM170 243H171V242H170ZM224 243H225V241H224ZM224 243H223V244H224ZM226 243H227V242H226ZM235 243H236V242H235ZM241 243H242V242H241ZM86 244H87V243H86ZM116 244H117V243H116ZM139 244H140V243H139ZM218 244H219V243H218ZM220 244H222V243H220ZM41 245H42V244H41ZM214 245H215V244H214ZM256 245H257V244H256ZM92 246H93V245H92ZM138 246H139V245H138ZM140 246H141V245H140ZM254 246H255V245H254ZM193 247H194V246H193ZM203 247H204V246H203ZM223 247H224V246H223ZM73 248H74V247H73ZM78 248H79V247H78ZM148 248H149V247H148ZM180 248H182V247H180ZM0 249H1V248H0ZM55 249H56V248H55ZM80 249H81V248H80ZM193 249H194V248H193ZM209 249H210V248H209ZM223 249H224V248H223ZM232 249H233V248H232ZM120 250H121V249H120ZM252 251H253V250H252ZM135 252H136V251H135ZM153 252H154V251H153ZM221 252H222V251H221ZM155 253H156V252H155ZM179 253H180V252H179ZM181 253H182V252H181ZM54 254H55V253H54ZM125 254H126V253H125ZM192 254H193V253H192ZM80 255H81V254H80ZM109 255H110V254H109ZM120 255H121V254H120ZM188 255H189V254H188ZM201 255H202V254H201ZM251 255H252V254H251ZM103 256H104V255H103ZM24 257H25V256H24ZM24 257H23V258H24ZM159 257H160V256H159ZM209 257H210V256H209ZM225 257H226V256H225ZM252 257H253V256H252ZM262 257H264V256H262ZM82 258H83V257H82ZM221 258H222V257H221ZM226 258H227V257H226ZM254 258H255V257H254ZM69 259H70V258H69ZM111 259H112V258H111ZM165 259H166V258H165ZM222 259H223V258H222ZM227 259H228V258H227ZM82 260H83V259H82ZM119 260H120V259H119ZM130 260H131V259H130ZM168 260H169V259H168ZM189 260H190V259H189ZM214 260H215V259H214ZM215 261H216V260H215ZM240 261H241V260H240ZM76 262H77V261H76ZM80 262H81V261H80ZM89 262H90V261H89ZM216 262H217V261H216ZM105 263H106V262H105ZM213 263H215V262H213ZM138 264H139V263H138ZM219 264H220V263H219Z\"/></svg>", "mask_w": 264, "mask_h": 264}]
</instances>
